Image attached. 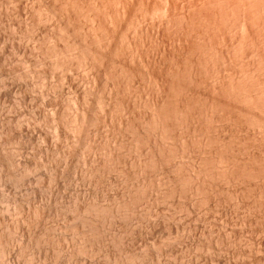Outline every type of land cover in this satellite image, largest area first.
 I'll list each match as a JSON object with an SVG mask.
<instances>
[{"label": "rangeland", "instance_id": "rangeland-1", "mask_svg": "<svg viewBox=\"0 0 264 264\" xmlns=\"http://www.w3.org/2000/svg\"><path fill=\"white\" fill-rule=\"evenodd\" d=\"M72 1H76V3L79 4V6L81 4L82 6H80V7L82 9H80V11L84 10L85 13L81 12V13H83V15H82L81 13L79 14L77 11V12H75L74 16H76L77 18L79 17V15H82V16L78 19H76V17L74 18V16H73L72 19L70 18L71 20L69 22H67V24H70V23L71 24L69 25L68 29L65 28V31H67V33H69L66 35L70 36V34L73 33L72 34L73 36L71 38L68 36V38L70 39L69 40V39H66L67 38L65 35L66 32L64 31L63 26H64V23L67 21V20H65L66 19L65 17H69V14H73V13L71 11H68V12L63 11L60 13V10L57 8V6H59L61 4L60 2H62V0L61 1H59V0H55V1L54 0H6V1L0 0V183H1L0 184V264H246V263L247 264H264V196H263L264 195V193H263L264 192V180H262L261 182L258 180H257L258 182H256V180H254V179H252V181L249 179L243 180V181L239 180V181H236L235 184H234V182H230V185H229L228 183L226 184V182H224L223 180H221L218 177L219 181H220L219 182L217 180V177H215V175H214L212 177L214 178L215 181L213 180V178L207 180V184H208V181L210 184V185L208 184L209 189H207V190L208 191H210L211 189L212 190L210 192H208L205 189V191L203 190L204 194H202L201 191L196 192L198 194L197 195L198 197H195L196 198V199L194 198L195 200L193 199L194 195L193 194L191 195V192H189V191L187 192V190L185 192L183 191L182 193L180 191V188H177L178 193L176 190H174V192L173 191L171 192V190H170V189H173L172 185L174 187L175 186L177 187V185H178V187H180V185H181V184L180 185L178 184L181 182H179V180H178L179 177L176 178V175L181 176V177L183 175H186L187 168L189 171V167L194 162H196L197 160L199 161L200 157L206 158L207 156L210 157L209 155H211L213 157L217 153L216 151L223 149L224 147H225L224 149H229L230 152H233V151L235 152L234 154H236V156L238 157L237 158L239 161L238 163L241 162L240 159L241 160L245 159L244 161L247 160L246 162H250L251 158L253 161L257 160L256 162H258V161L261 162L262 160L264 162V154H262V155L260 154V153L264 152V144L261 142L262 141V135H264V115L262 117L261 116L262 114H260L257 110H254V109L252 110L251 108H250V111H248V112H251V114L250 113L249 114L246 113L244 115H242V113L238 114L237 108H239L240 103H236V101L234 103L233 99L229 98V100H228L227 98H225L226 96L224 97V96L220 95V97H219L218 96L219 94L216 95V92H214V91H213V93H211V91L213 89L212 84L215 83L214 80H216L218 77L219 78H218V80H216V82L219 83V81H220L219 84H223V83H221V81H223L225 86L229 84L230 80L233 81L235 79L234 81H236V80L238 81L241 79V77L243 79V78H246V77L248 78V77L252 76L251 78L247 79L248 82H250L251 79L255 78V77H257L258 79L260 78L261 80H262V77L264 78V74H262V73H264V70H258L257 71L256 68H254L255 67L254 63L256 60L254 57L255 55H253V54L250 55L253 48L255 49L257 47V44L259 41V40H257V39H259L258 37H261V35H262V33H261L262 29L258 28V27L262 28L261 24L260 25L258 24L259 22H261L260 21L261 17L259 18L260 13L259 14L258 13L256 14V12L254 13L253 11H251V9L249 7L251 14H249L247 12L248 13L247 16H248V18L250 17L249 19L251 21L248 23L249 26L247 25L248 28L246 30H243V29L241 30V27L237 26L239 24L236 23V21H235V17L237 15L235 13H237V9H238V12L242 11L243 8L240 11L239 7L242 4L241 3L242 1L245 2L244 0H241V1L238 0V1H240L239 7H238V5H236V6L234 5L235 8L238 7V8H236V10H235L234 6L231 7L230 5L228 8L229 9L232 8V9L229 10L227 8L228 10H226V8H225L227 6L226 4H229L226 2V0H222V1H220V0L215 1L214 0L215 2L213 0H210V1L209 0H127L126 2H125V0H109V1L108 0H72ZM229 1L231 3L232 0H228V2ZM238 1H236V3H238ZM41 3L43 4V6ZM58 3H60V4H58ZM234 3H231V5ZM54 5L56 8L54 7ZM91 5H93V7H95V8H91ZM253 5H254V3H253ZM86 6H87V8H86ZM256 6H257V4H256ZM50 7H53L55 11L58 9L60 16H59L58 12L56 11V15H58V16L54 15L55 17H52L53 16L52 13H55V12L53 10H50V12L48 10H45L46 8L49 9ZM96 7L99 8V12H98V8L96 9ZM121 7L123 8V10L121 9ZM38 9L39 10L42 9V10L39 12ZM50 9H52V8H50ZM85 9L90 10V11L92 10V11L91 12L86 11ZM119 9H120V11H119ZM255 9H257V8H255ZM95 10H97V11H95ZM44 12H47L48 14L47 13L44 14ZM88 12H90V13H88ZM163 12L164 13L166 12V13L164 14ZM257 12H260V10H258ZM34 13H36V14H34ZM40 13L43 17L37 15ZM62 13L63 14L68 13V14H66V16H64ZM86 13L89 16L88 18L84 16V15H86ZM93 13L97 16L98 19H96V17L94 16ZM231 13H233V14H231ZM227 14H229V16ZM44 15H47L50 17L48 18L47 16H44ZM61 15L64 16V17H62V19L65 22L60 23L58 25V23H59L58 20H60ZM38 16L41 19H39ZM71 16L72 15H70V17ZM91 16L94 17L95 19L92 18ZM108 16L110 18H108ZM201 16H203L202 17L203 20H201V18H200ZM44 17H46V18H44ZM58 17H60V18L58 19ZM103 17H105V18L107 17L109 21L106 20L107 18L103 19ZM73 18L76 21H73L74 20ZM89 18H91L92 20ZM114 18L116 19V21H114L115 20ZM220 18H222V19H220ZM32 19L35 20L34 23H33ZM62 19L60 20V22H63ZM110 19H111V21H110ZM89 20H91L92 26L93 25L96 26V23H98L99 26L97 24L98 27L96 26L95 28L94 27L92 28L90 26L91 22ZM113 21L117 22V23L113 24L114 23ZM205 21H206V24H205ZM213 21H215V22H213ZM252 21H253V23H252ZM81 22H83L84 24ZM94 22H95V24H93ZM110 22H112L111 24H113V25H111V28H109ZM212 22L214 24L215 23L216 24L214 25ZM221 22H224V23L221 24ZM85 23L86 24L89 23V32L88 33H87L88 27ZM100 23L102 24V26ZM210 23H212V24H210ZM75 24L77 25V27ZM202 24H204V25H202ZM231 24H232V26H231ZM55 25L57 28H58V26L63 25L62 27H59L60 29L58 28V30H59L58 32L61 33L63 31L62 33H64V35H65L64 37H66L65 40L66 41L69 40L70 42H73L71 40H73L74 37L79 39V37H81V35L83 34L81 32V30L83 32H85V28H86L87 29V31L85 32L86 34L84 33L86 35V38H85V35L83 34L85 39L83 41H81V38H80L81 43L82 42L84 43V41H85V43L89 42L87 40L90 37V36H88V34L89 35L92 34V32L90 33L91 29H93V30L96 29V32L93 31L96 34H98L99 30L100 31H99L98 35L92 34L90 38L100 36L99 39L102 37V40L105 41V39H103V37L107 38V36L105 37L106 33L104 32L103 27L104 26L107 27L109 30H107V28L106 29L104 28L106 32L110 31V33H114L110 36V37H113L110 40H112V39L115 40V41L112 40L114 42L113 44L115 45V47H113L114 45L111 44L112 41H108V42H111L110 44L112 46L110 45V47H108V45H107L106 49L105 48L103 49V51L106 53L107 48H110V49H108L109 51L107 50L108 53H106V54H108L109 61H107V62L105 61L106 63L104 62L101 65L102 68L99 65H97L99 67L95 66L94 67L95 71L93 70L92 67H89L90 65H88L85 61H84L85 63L84 62L80 63L74 59L72 60L70 57H69V59H71V60L70 61L68 60L69 62L65 60V62H67L68 65H67V63H65L66 65H64V62L62 64V66L59 64L56 65L54 63L55 62L54 58L51 57L50 55H49L50 58L48 57L47 53H49V51L47 53L45 52L46 48L52 47L51 44L54 45V43L55 44L57 43V46L59 44V46L65 47L68 41L64 44L65 41H64L62 33H61V35L59 33L58 34L60 36H62L63 40L59 36H58V39H55V38H57V37H55L57 34V33L55 34V32H56L55 30H57ZM253 25H254V27H253ZM100 26H101V28H100ZM112 26H115V27L112 28ZM61 28H63V30ZM72 28H73V30H72ZM76 28L78 29V31ZM79 28H80V31H79ZM70 29L72 30V33H71ZM75 29L77 32H75ZM97 29H98V31H97ZM113 30H115V31L112 32ZM79 32H81L82 34ZM101 32L104 33L103 36H101L103 34ZM260 33H261V35H260ZM53 34H55V35H53ZM205 34H206V36H205ZM83 35H82V37H83ZM48 37H49V39H48ZM116 37H118V39ZM76 38H74V41L76 40ZM120 38H121V42L118 41V40H120ZM59 39H61L62 41L60 40V42H59ZM260 39L262 40V38H260ZM77 41L78 40H76L75 42H77ZM80 41H78V42H80ZM254 42H255L256 46H255ZM238 43H239V45H235ZM250 44H251V46H250ZM259 45L260 46L264 45V42H262V44H260V42H259L258 46ZM199 46H200V48H199ZM111 47H113V48H111ZM193 47H195V48H193ZM262 47L263 46L259 47V49L262 50V58H263L264 57V51H263ZM116 48L118 49V51H116ZM120 48H122V49H120ZM188 48L190 50L193 49V52L190 51ZM239 49H240V51H239ZM76 50L74 52H78V48H76ZM110 50L112 51V54H113V52H115V53L113 55H111ZM119 50L122 51L121 53L125 54L126 56L124 55L125 56L124 57L123 55H121ZM125 50H126V53H125ZM123 51H124V53H123ZM188 51L191 54L188 57H190V59L192 60L191 63L193 65H195V62L198 63L199 60H200V62H202V63H199L200 67L202 68V71H201L202 75L200 74L202 77L199 75V77H201V78H198V80L200 79L199 82L195 83V84L193 82L190 84L192 87V90L190 87L191 91L189 93L190 94L189 96H191V97L193 96L192 100L195 101L196 103H199V104H200V102H204V101L205 102L208 101L207 103H209L212 100L217 102V99H219V101L221 102L220 103L218 101L221 104V105H219V107L223 106L222 107L223 109L222 108H219V110L214 109V111H216V112H214L211 108H207V109H211L210 110L211 113H209L210 111H208L206 108H205L206 110L203 109L202 111L205 113V115H203L204 114L203 113V114H201L202 116L201 115L199 116V118H198L199 120L196 119L197 124L194 122L193 125L192 124L189 125V126L193 127L194 129H192L189 126H188L189 128L186 126H184V127L181 126L184 129L178 127V128H176L177 131L176 130L174 131L173 136H176V134H177V136L180 138L183 135L185 139L181 138L182 140H180L176 136L177 138L173 137V139H172V137H170L171 142L173 140V142L175 144L173 142L171 143L169 139H168L169 141H166L167 145H170V146H171V144L174 145L173 148L178 150V154H179V152L182 153L184 151L183 155L179 154V155H181L180 158H179V155L177 154L178 157L175 160L173 159L175 162V165H177V167H178V164H181L178 167L179 168L178 172L173 170V169H175V167L173 166V164H174L173 160H171V162H172L171 166H170V161H169V164L167 163L168 165H166L167 167L166 166L163 167L161 172L158 171V169L157 170L152 169V170L158 171V172L150 171L151 173H149V171H147V170H149L150 167H148V166H147L148 168H145L146 172L145 171L143 172V171H141L142 168H140V167L143 164H148V163H145L144 161L147 162V160L149 159L148 156H150V155H148V153L150 152V150L148 149V147L150 145L144 146V144H143L142 147H146V149L142 148L141 147L142 143L136 142L138 140L137 139L138 136L132 132L133 131L132 127L134 125V127L137 126L135 128L138 129L139 128L138 125L142 121H145V120H147V118H149L150 112H148V111L150 109L149 107L151 106L150 103L153 102V100L155 99V94H157L156 93V86H154V85L153 86L155 88L154 89L155 91H153V92H155V93L152 94L153 93L152 92V90H153L152 84H155V83L154 82L152 83V79L150 77H146V76H149V74H148V71L150 70L149 68H152V69L156 68V69H158V71L155 69L154 72H157V74L158 73L164 74L165 72H167L165 70H168L166 68L169 66V64L172 66V63L173 64L175 63V66L177 64V65H180L181 68L184 65L186 66L188 63L190 64V60L188 61V59L186 58V56H187L186 54L189 53ZM228 51H230V52H228ZM72 52H73V50H72ZM118 52H119V54H117ZM135 52H136V54H135ZM160 53H161V55H160ZM46 54H47V56H46ZM109 54L112 57L109 56ZM115 54H117V55H115ZM128 54L129 55L131 54V55L129 56ZM168 54H169V56H168ZM170 54H171V56H170ZM177 54L180 56L178 57ZM201 54L204 55L205 59H207V60H205L203 58L204 56H202ZM172 55H173V58H175V61L177 59L176 62H178V63L171 60V59H173ZM116 56H117V58H116ZM122 56H123V58H122ZM129 57H130V59H129ZM169 57H170V59H169ZM181 57L184 59L186 58L188 62L187 61L184 62L186 59L183 61V59H181ZM209 57H210V60H209ZM253 57H254V59H253ZM110 58L111 59L116 58L117 61L120 60L119 62H121V59H123L125 61V63L123 60H122L123 62L119 63L114 59H112L113 60L112 61ZM211 58H213L214 61ZM247 58H248V60H247ZM67 59H68V57H67ZM140 59H142V61L145 64H143ZM146 59H147V63H146ZM155 60H157L156 62H158L159 65L155 62ZM170 60H171V62H170ZM203 60H205L207 64ZM263 60H264V58H263ZM182 61L184 62V65L183 64L181 65ZM51 62H52V64H51ZM108 62L113 63V66L111 67ZM107 63H108V66H110L109 68H108V66L106 67V65H105ZM141 64H143V65L141 66ZM147 64L149 65L148 66L149 68L146 66ZM160 64H161V67H160ZM189 64L187 66H189ZM216 64H217V67H216ZM239 64H241V65H239ZM263 65H264V61H263ZM155 66H157L159 68H157ZM204 66H205V68H204ZM52 67H54V68H52ZM116 67H117V69H116ZM120 67L122 69L126 68V71H127L126 73H127V75H129V77L126 75L127 81L129 79L128 82L125 81L126 79L124 78V75L122 73L118 76L121 77V75H123V77H122L123 82H122V78H120L116 75V74L120 73V70H118V69H121ZM127 68H129V69H127ZM144 68H145V70H144ZM161 69H162V71L165 69L164 72H162ZM130 70H131V72H130ZM251 70L252 71L254 70L253 71L254 73L251 72ZM107 71L109 74L107 73ZM114 71H116L117 73ZM93 72H95L96 75H97V73L99 75L96 76L95 73H93ZM133 72H135V73H133ZM250 73L251 74L253 73L254 76H253V74L250 75ZM106 74H107V76H104ZM131 74L134 76L132 77ZM141 74H142V76H140ZM243 74L245 76H243ZM246 74H248L250 76H248ZM114 75L117 76V78L115 77L116 79L114 78ZM130 75H131V77H130ZM239 75H241V77ZM98 77H100V80ZM105 77H108V78H105ZM143 77H145V78H143ZM118 78H120L121 81ZM148 79H149V81H148ZM94 80L97 82H95ZM106 80L108 83L105 82ZM116 80H117L119 85L117 84ZM110 81H112L114 84H112V82L110 83ZM124 81L126 82V86L124 85L125 87H122L124 90L123 91L120 88H121V85L124 84ZM200 81H202V82L200 83ZM206 81H207V83H206ZM94 82H95V84H93ZM103 83L107 87L102 86V85H104ZM120 83H122V84H120ZM146 83H148V84H146ZM106 84H108V85H106ZM210 84H211V86H210ZM114 85H115V87L116 86L117 87L115 88ZM108 86H110V88ZM119 86H120V88H119ZM128 86L129 87L131 86L130 89ZM94 87H95V89H94ZM98 87L100 88V91H99ZM111 87L112 88L114 87L113 89H116V91L115 90L112 91ZM91 88L94 89V92H93V90H91ZM101 88H103V89H101ZM104 88L109 89L110 91H108V90L106 91ZM101 92H103V93H101ZM109 92H111L110 95H109ZM117 92H118V94H117ZM96 93H98L99 95H96ZM112 94L114 97L112 96ZM124 94H125V96H121ZM151 94L153 97L151 96ZM115 96H116V98H115ZM118 96L120 98H117ZM88 97H90V98H88ZM111 97H113V99L115 98V100H113ZM122 97H124V98L122 99ZM214 97L216 100L213 99ZM217 97H219V98H217ZM109 98H111L113 101L110 100ZM152 98H154V99H152ZM151 99H152V101H151ZM108 100L110 101V103L108 102ZM123 100H125V103L123 102ZM104 101L108 105H106V103ZM114 101H115V103H114ZM119 101L121 103V106L123 105L122 102L124 103V107H125L124 110L125 111L122 109L124 107H121L120 104H119V106L122 110H120L119 106L117 107V104L119 103ZM96 103L99 104V107H98V104H96ZM147 103H148L149 107L147 106ZM78 104H80V105H78ZM82 104L83 105L85 104V105L83 106ZM112 104L113 105L115 104L114 105L115 107H112ZM227 104H228V106H227ZM235 104L236 105L238 104V105L236 106ZM109 105L111 108L108 109ZM225 105L227 108L224 107ZM82 106H83V108H82ZM93 106H95V107H93ZM229 106L231 109L230 108L228 109ZM241 106H243V107H241V109H243V111L249 110V107H247V106L244 107V105H242V104H241ZM85 107H86V110H85ZM91 108H93V109H91ZM100 108H102V112H101ZM79 109L80 110L84 109V111H86V113L88 111L90 113H88L89 114L88 115V121L85 123L84 127L82 128L83 132L80 131L77 133L76 129H74L75 126L73 127V125H74V123L76 124V121H74L75 120L74 118H76L77 117L76 115L78 114V112H80ZM225 109H228V110H225ZM130 110H132V111H130ZM145 110H147V111H145ZM97 111L99 112V114ZM105 111H106V113H105ZM119 111L124 112V113L120 114L121 116L123 114V116H122L123 118H125L124 115H126V122H127L126 123V130L129 127L127 132H125L126 130L120 125L121 123L119 120H121L122 117L119 116ZM224 111H225V113H223ZM103 112H104V114H102ZM206 112H208V114ZM92 113L97 114L98 116L94 115L95 116L94 117V116H92ZM100 113L102 116H100ZM145 113L147 115H143ZM69 114H70V116H69ZM105 114H106V116H105ZM72 115H73V117H72ZM90 115L92 117H90ZM210 115H213L211 117L214 120L210 117ZM237 115H239L240 118ZM255 115H256V117H254ZM103 116H104V118H103ZM242 116H243V118L241 119ZM144 117H145V119H143ZM207 117L209 118L208 119L209 121H207ZM244 117H245V119H244ZM250 117L254 118L253 121L254 120L255 121L252 123L248 122V120L251 119ZM89 118H91V119L89 120ZM98 118L99 119L101 118L103 121L100 119V121H99L100 123H99L97 121V120H99ZM134 118H136V119H134ZM139 118L140 119L142 118L143 120L142 119L140 120ZM205 118H206V120H205ZM261 118H262V120H261ZM71 119H74V120H71ZM114 119L118 120L119 122L115 121ZM210 119H212V120H210ZM236 119H238V120H236ZM243 119H244V121H243ZM93 120H94V122H93ZM128 120H130V121H128ZM58 121H59V123H58ZM61 121H62V123H61ZM71 121H74V122H71ZM206 121H207V123H205ZM260 121H261V124H260ZM108 122H111V123L109 124ZM116 122H117V124H115ZM128 122H131V123L133 122V123L131 125ZM208 122H210V123H208ZM247 122L250 124V126ZM90 123H91V125L89 126ZM97 123H98V126L96 125ZM111 124H112V126H111ZM127 124H129V126H127ZM200 124H203V125L198 126ZM215 124H216V126H215ZM255 125H256V128L258 130L255 128ZM261 125H263V126H261ZM107 126H109V127L111 126V128H108ZM113 126L114 127L116 126L115 132H114V128H112ZM218 126H220V127H218ZM120 127H121V129H119ZM185 127L187 128L186 130H185ZM206 127H207V129H206ZM103 128H104V130H103ZM200 128H201V130H203V132L200 131ZM213 128H215V129H213ZM99 129L103 132H101ZM105 129H106V131H105ZM108 129L110 130L109 132H108ZM117 129L120 131L121 134L123 133L124 137L123 136L121 137V135H120L119 131H117ZM196 129H198V130H196ZM138 130H140V131H138ZM138 130L137 131L135 130V132H137L138 135L140 134L139 132H141V134L143 135L141 128ZM178 130H181V131H178ZM182 130H185V131H182ZM195 130L198 133L194 132ZM205 130H206V132H205ZM130 131L132 132L133 135L130 133ZM87 132H89V134ZM111 132H112V134H111ZM177 132H179V133H177ZM187 132H189V133H187ZM76 133H77V135H76ZM199 133H201V134H199ZM98 134H100V135L102 134L100 138H98L99 137ZM178 134L179 135L182 134V135L179 136ZM184 134H186V135H184ZM189 134H191V136H193L194 138H191V136ZM83 135L84 136L86 135V138ZM97 135H98V137H97ZM110 135H111V137H110ZM134 135H136V139H137L136 141H135ZM194 135H196V136H194ZM112 136H113V138H112ZM117 136L120 138H123V139H121L122 141ZM133 136H134V139H132ZM205 136L208 137L209 139H207ZM115 137H117V138H115ZM186 137H187V140L189 142V145L187 143ZM197 137H199L200 139ZM201 137L202 138L205 137V138L202 139ZM251 137L252 138L255 137L254 140L251 139ZM77 138H79V140ZM229 138H231V139H229ZM117 139L120 143L123 142V144L124 143H126V144H124V146H123V144L120 145V143L117 142ZM194 139H198L202 143L199 142L197 144L198 141L194 140ZM107 140H109V141H107ZM176 140L181 145H182V141H183L184 147L182 145L181 149L185 148V143H186L187 147L189 148L188 149L186 147L188 149V151L186 148L182 151L180 149L181 146L176 144L177 143ZM208 140H210V141L208 142ZM98 141H99V143H97ZM115 141H116V144H115ZM203 141H205V142H203ZM243 141H244V143H243ZM108 142L109 143L112 142V144L109 145ZM127 142H128V144H127ZM169 142H170V144H169ZM192 142H193V144H192ZM210 142L213 144H210ZM100 143L106 147L108 145L109 146V147H107L108 149L104 146H101ZM204 143H206V145L207 144H210V145L207 147L206 145H204ZM226 143H229V144H226ZM117 144H118V146H116ZM136 144L139 145L141 148L138 146H134V147L132 146V145H136ZM199 144H200V146H203V145L204 146L198 147ZM219 144L220 145L223 144V145L219 146ZM225 144L227 146H229L230 144L231 145L226 148ZM257 144H259V145H257ZM98 145H99V147H97ZM113 145H115L116 147ZM216 145H218V146H216ZM212 146H214V147H212ZM110 147H113V149ZM215 147H217L218 149ZM114 148H115V150H114ZM122 148H123V151H122ZM150 148H151V146H150ZM194 148H195V150H193ZM97 149H99V151L101 149L104 150L106 152V154L108 153L107 154L108 156L102 150H101L102 152L101 151L99 152ZM135 149H137V150H135ZM215 149H216V151H215ZM109 150L111 153H109ZM147 150H148V152H147ZM185 150H186V152H185ZM200 150H202L203 154H205L206 156L204 155V157H203L202 154H200V152H201ZM208 150H210V151H208ZM258 150H259V152H258ZM140 151L141 152L143 151L144 153L147 152V154L145 153L146 154L145 155L143 152L141 153ZM229 151H227V153ZM112 152H113V154L115 152V154H114L115 158L113 157ZM230 152H229V154H230ZM237 152L238 153L240 152V154H237ZM246 152L248 154H246ZM138 153H139V155L142 154V157H141V155L139 156ZM241 154H243V155H241ZM117 155L119 158L122 156L124 161H122L121 158L119 159L117 157ZM143 155H144V157L146 156L148 159L146 157L143 159ZM244 155L247 159L244 157ZM103 156H104V158H103ZM195 156H197L198 158ZM239 156H240V159H239ZM258 156L261 157L262 159L261 158L259 159ZM105 157H106V159H105ZM109 157L114 159V160L112 161V159H109ZM138 157H140V158H138ZM243 157H244V159H243ZM248 157H249V159H248ZM116 158L118 161L116 160ZM136 158H138V159H136ZM194 158H196L195 159L196 161L193 160ZM107 159H108V161H107ZM99 160H102V161H100L101 163L99 162ZM103 160L105 162H103ZM119 160H121V161H119ZM135 160H137V161H135ZM138 160L142 164H140L138 162ZM140 160H142V161L144 160V161L142 162ZM179 160H182V161H179ZM109 161H110L111 165H110ZM115 161H116V163H114ZM91 162L93 163V165L96 169L93 167V165H91L92 164ZM117 162H118V164H117ZM104 163H106V164L104 165ZM119 163H120V165H119ZM190 163H191V165H190ZM242 163H243V161H242ZM18 164H19V166H18ZM97 164H99V165H97ZM123 164L125 167L123 166ZM138 164H140V165H138ZM91 166L94 169H92V168L90 169ZM108 166H110L111 168L109 167L107 169L106 167H108ZM122 168H123L124 173L121 172ZM136 168H138V169L140 168L139 172L137 171L138 169H136ZM118 169H120V171ZM124 169H125V171H124ZM99 170L101 171V173H103L102 175L104 177L100 174ZM132 170H134L136 172H134ZM93 171H95V173ZM88 172H90V173H88ZM120 172L123 174H121ZM125 172L127 175L125 174ZM127 172H129V173H127ZM142 172H143V175H145V177L142 175ZM98 173H99V175H98ZM133 173L134 174L136 173L137 176H136V174L134 175ZM147 173H148V175H147ZM214 173H216V171H214ZM90 174H92V175H90ZM117 174H119V175H117ZM139 174H140V177L138 176ZM164 174H165V176H164ZM100 175H101V178H100ZM123 175H125V176H123ZM91 176H92V178H91ZM126 176H127V178H126ZM146 176L148 177L147 180H146V178H147ZM155 176H156V178H155ZM171 176H173V177L171 178ZM95 177H96V179H94ZM97 177H99V178H97ZM129 177H132V178H129ZM133 177H134V179H133ZM173 178H174V180H172ZM175 178H176V183H174ZM135 179H136V183L134 181ZM158 179L160 181H158ZM163 179H165L164 180L165 182L163 181ZM128 180H130V181H128ZM142 180H143V182H142ZM210 180H211V182L213 181V183H210ZM123 181L125 182V184L123 183ZM138 181H139V183H137ZM245 181L247 183H245ZM94 182H97V183H94ZM99 182H101V183L99 184ZM131 182H134L135 184L131 183ZM140 182H141V184H140ZM158 182H159V185L156 184ZM166 182H168V183H166ZM237 182L240 184H237ZM126 183L129 185H127ZM144 183L146 186L144 185ZM132 184H133V186H130ZM168 184H170V185H168ZM207 184H206V188L208 186ZM139 185H142V186H139ZM147 185H150L151 187L153 185L154 188L153 187L151 188L150 186H147ZM216 186H217V189H215ZM219 186H221V187H219ZM132 187H133V190H132ZM139 187H141V188H139ZM155 187L157 190L155 189ZM247 187L250 189H248ZM148 188H150V190ZM163 189H166V190H163ZM167 189L169 191H167ZM214 189L216 190L217 193H215ZM218 189H219V191H218ZM151 190H152V192H153V190L155 192L152 193ZM130 191H131V193H130ZM138 191L139 192L141 191L140 193L145 192V194H142L144 197H142V196H141L142 198L139 197V199H141V200L139 201V199H138L137 200L138 202L136 201L137 204L135 202L132 205L133 207H120L123 205V203H120V202H125V201L127 203H128V201L131 202L130 200L134 199L133 197H135V195L137 194ZM156 191L158 192V194ZM127 192H129V193H127ZM159 192H160V194H159ZM162 192L164 193V195ZM193 193H195V192H193ZM123 194H125V196ZM130 194H131V196H130ZM147 194L150 196L152 195V196L150 197ZM153 194L155 197L156 196L157 197L156 198L153 197ZM206 194H207V196H206ZM146 195H147V197H146ZM158 196L159 197L161 196V197L159 198ZM165 196H167V197H165ZM113 197H118V198H114L115 201L114 200L112 201ZM120 197H122V198L120 199ZM168 197H170V198H168ZM202 197L203 198L205 197L206 199H203ZM151 198H152L153 203L151 201ZM153 198H155L156 200ZM198 198L200 199V201L202 203L199 201ZM207 198H208V200H207ZM142 199H144V200H142ZM122 200H125V201H122ZM196 200H197V202H196ZM158 201H159V203H158ZM110 202H111V204H110ZM118 203L120 204V206H119L120 209L122 208L121 210L117 206V205H119ZM151 204H153V205H151ZM86 205H88V206H86ZM95 205H98V208L95 207ZM113 205H115V206H113ZM102 206H103V208H102ZM106 206L108 209L106 208ZM109 206H112V208L114 207L116 209L118 207V209L120 210V213L118 212L119 211L118 209L115 210L113 208L114 210H112V209H110ZM257 206H259V207H257ZM93 208L96 210V212L98 214L93 210ZM104 208H106L105 209L106 211L104 210ZM123 208H126V209H123ZM127 208H128V210H127ZM102 209H103V211H100ZM29 210H30V212H29ZM110 210H112V211H110ZM122 210H125V211H122ZM104 211L109 212V213H106V215L108 214L110 217L105 216V215H99V214H105ZM84 212H86V213H84ZM111 213H113V214H111ZM95 214H97V215H95ZM101 216H102V218H101ZM82 217L83 218L85 217V218L83 219ZM90 218H91V220H90ZM86 220L87 221L89 220L88 226H86L87 225ZM92 220L94 222H90ZM77 224H79V225H77ZM91 224H94L95 226L91 225ZM77 226L81 232L79 231ZM89 226H91L92 228L91 227L89 228ZM176 226H177V228H176ZM84 227H86V228H84ZM94 228H95V230H94ZM97 228H99V229H97ZM82 229H85V230H82ZM90 229L92 231L91 233H90ZM96 229H97V231H96ZM75 230H77V231H75ZM76 232H78V233H76ZM74 233L76 235H74ZM82 233L85 235H83ZM87 233H89V234H87ZM90 234H92V236ZM173 235H174V237H173ZM79 236L80 237L83 236V237L80 238ZM86 237L88 240L87 242H86ZM90 239H92V240H90ZM83 243H85V244H83ZM89 244H90V247H89Z\"/></svg>", "mask_w": 264, "mask_h": 264}, {"label": "bare ground", "instance_id": "bare-ground-1", "mask_svg": "<svg viewBox=\"0 0 264 264\" xmlns=\"http://www.w3.org/2000/svg\"><path fill=\"white\" fill-rule=\"evenodd\" d=\"M6 1V0H5ZM55 1V0H54ZM59 1H61V0H59ZM109 1V0H108ZM127 0H125V2H126ZM210 1V0H209ZM214 1V0H213ZM216 1V0H215ZM214 1V2H215ZM220 1H222V0H220ZM236 1H238V0H236ZM236 1L235 0H232L231 1V3H234V4H232L231 5V3H230V1L228 2V0H226V2L227 3H229V4H226L227 6L225 7L226 8V10H228L229 8V5L231 6V7H233L234 5L236 6V5H238V7H239V4H240V1H238V3H236ZM245 2H241L242 4L240 5V11H241V9H242V11L241 12H238V9H237V13H235V14H237L236 15V17H235V21H236V23H238L239 25H237V26H240L241 27V30L243 29V30H246L248 27H247V25H248V23L251 21L249 18H248V13L249 14H251L250 12L251 11H253L254 13L256 12V14L258 13H260V16H259V18L261 17V22H259L258 24L260 25L261 24V26H262V28H260V27H258L259 29H262L261 31V33H262V35H261V33H260V35H261V37H258L259 39H257V40H259L258 41V44H259V42H260V44H262V42H264V0H244ZM253 1V2H252ZM9 2V1H8ZM90 2V1H89ZM219 2V1H218ZM61 3V4H60ZM60 3H58V4H60L59 6H57V8L60 10V13L61 12H68V11H71L73 14H69V17H65L64 19L65 20H67L66 22L65 21H63V19H62V17H64V16H66V14H68V13H65V14H63L64 16H62L61 15V18L60 17H58V19L60 18V20L62 19V21L63 22H60V20H58L59 21V23H58V25L60 24V23H64V26L63 25H61V26H58V28L59 27H64V31H65V28H67L68 29V27H69V25L71 24H67V22H69L71 19H72V17L75 15V12H77L78 11V13L80 14L81 12H84L85 13V11L84 10H82V11H80V9H82L80 6H82L81 4H80V6H79V4H77L76 3V1H72V0H62V2H60ZM79 3V2H78ZM118 3V2H117ZM217 3V2H216ZM224 3V2H223ZM253 3H254V5H253ZM257 4V6H256V4ZM42 4V3H41ZM57 4V5H58ZM221 4V3H220ZM225 4V3H224ZM23 5V4H22ZM95 5V4H94ZM106 5V4H105ZM121 5V4H120ZM39 6V5H38ZM42 6H43V4H42ZM51 6V5H50ZM100 6V5H99ZM130 6V5H129ZM203 6V5H202ZM217 6V5H216ZM221 6V5H220ZM223 6V5H222ZM235 6H234V8H235ZM256 6V7H255ZM259 6V7H258ZM45 7V6H44ZM54 7H55V5H54ZM126 7V6H125ZM196 7V6H195ZM200 7V6H199ZM238 7H236V8H238ZM249 7H250V9H251V11H250V9H249ZM257 8L258 10H260V12H257L258 10L257 9H255V8ZM39 8V7H38ZM43 8V7H42ZM50 8H52V9H50ZM49 9L48 8H46L45 10H48L49 12H50V10H53L55 13H52L53 14V16L52 17H55V16H58V15H56V11L58 12V14H59V16H60V13H59V10L57 9L56 11L54 10V8L53 7H50ZM56 8V7H55ZM86 8H87V6H86ZM91 8H95V7H93V5H91ZM98 7H96V9H97ZM128 8V7H127ZM172 8V7H171ZM215 8V7H214ZM217 8V7H216ZM228 8V9H227ZM236 8H235V10H236ZM253 8V9H252ZM103 9V8H102ZM101 9V10H102ZM121 9L123 10V8L121 7ZM125 9V8H124ZM131 9V8H130ZM148 9V8H147ZM232 9V8H231ZM231 9H229V10H231ZM249 9V10H248ZM256 11H255V10ZM39 10V9H38ZM42 9H40L39 10V12L41 11ZM86 10V9H85ZM94 10V9H93ZM104 10V9H103ZM209 10V9H208ZM36 11V10H35ZM34 11V12H35ZM52 11V12H53ZM80 11V12H79ZM86 11H90V10H86ZM92 11V10H91ZM90 11V12H91ZM95 11H97V10H95ZM119 11H120V9H119ZM147 11V10H146ZM190 11V10H189ZM201 11V10H200ZM206 11V10H205ZM222 11V10H221ZM220 11V12H221ZM225 11V10H224ZM90 12H88V13H90ZM98 12H99V8H98ZM101 12V11H100ZM103 12V11H102ZM116 12V11H115ZM136 12V11H135ZM207 12V11H206ZM248 12V13H247ZM45 13H47V12H44V14ZM77 13V14H78ZM120 13V12H119ZM123 13V12H122ZM164 13V12H163ZM166 13V12H165ZM164 13V14H165ZM187 13V12H186ZM34 14H36V13H34ZM48 14V13H47ZM76 14V15H77ZM78 14V15H79ZM82 15H83V13H81ZM94 14V13H93ZM102 14V13H101ZM106 14V13H105ZM115 14V13H114ZM156 14V13H155ZM169 14V13H168ZM209 14V13H208ZM217 14V13H216ZM215 14V15H216ZM219 14V13H218ZM222 14V13H221ZM230 14V13H229ZM229 14H227L228 16H229ZM231 14H233V13H231ZM262 14V15H261ZM37 15H39V16H42L41 15V13L40 14H37ZM36 15V16H37ZM51 15V14H50ZM55 15V16H54ZM70 15H72L71 17H70ZM82 15H79V17L78 18H80ZM86 15H87V13H86ZM86 15H84L85 17H89L88 15L86 16ZM91 15V14H90ZM98 15V14H97ZM110 15V14H109ZM126 15V14H125ZM153 15V14H152ZM195 15V14H194ZM203 15V14H202ZM207 15V14H206ZM255 15V14H254ZM10 16V15H9ZM38 16V17H39ZM44 16H47V15H44ZM94 16L96 17V19H98L97 18V16L94 14ZM114 16V15H113ZM214 16V15H213ZM220 16V15H219ZM250 16V15H249ZM253 16V15H252ZM258 16V15H257ZM43 17V16H42ZM48 18L50 17V16H47ZM76 16H74V18H75ZM92 17V16H91ZM112 17V16H111ZM185 17V16H184ZM202 17L203 16H201L200 18H201V20H203L202 19ZM209 17V16H208ZM215 17V16H214ZM44 18H46V17H44ZM71 18V19H70ZM73 18V19H74ZM77 17H76V19H78ZM92 18H94V17H92ZM105 17H103V19H104ZM107 18V17H106ZM105 18V19H106ZM108 18H110L109 16H108ZM108 18L106 19V20H108ZM125 18V17H124ZM193 18V17H192ZM197 18V17H196ZM224 18V17H223ZM37 19V18H36ZM39 19H41L40 17H39ZM43 19V18H42ZM89 19H91V18H89ZM95 19V18H94ZM112 19V18H111ZM111 19H110V21H111ZM115 19V18H114ZM220 19H222V18H220ZM92 20V19H91ZM91 20H89L90 22H91ZM182 20V19H181ZM192 20V19H191ZM230 20V19H229ZM29 21V20H28ZM32 21H33V23H34V21L35 20H33L32 19ZM37 21V20H36ZM49 21V20H48ZM73 21H76L75 19L73 20ZM87 21V20H86ZM88 21V22H89ZM94 21V20H93ZM96 21V20H95ZM109 21V20H108ZM114 21H116V19L114 20ZM113 21V22H114ZM180 21V20H179ZM187 21V20H186ZM185 21V22H186ZM207 21V20H206ZM206 21H205V24H206ZM210 21V20H209ZM212 21V20H211ZM222 21V20H221ZM226 21V20H225ZM224 21V22H225ZM233 21V20H232ZM259 21V20H258ZM85 22V21H84ZM89 22V23H90ZM102 22V21H101ZM104 22V21H103ZM162 22V21H161ZM168 22V21H167ZM184 22V21H183ZM182 22V23H183ZM194 22V21H193ZM204 22V21H203ZM208 22V21H207ZM213 22H215V21H213ZM212 22V23H213ZM224 22H221V24L222 23H224ZM79 23V22H78ZM81 23H83V22H81ZM89 23L88 24H86L87 25V29H88V31H87V29L85 28V32L87 31V33L89 32ZM112 22H110L109 24H110V27L109 28H111V25H113V24H115V23H117V22H114L113 24H111ZM209 23V22H208ZM212 23H210V24H212ZM252 23H253V21H252ZM80 24V23H79ZM84 24V23H83ZM92 24V22L90 23V26L93 28H95L96 26H97V24L98 23H96V26L95 25H91ZM93 24H95V22L93 23ZM101 24V23H100ZM180 24V23H179ZM194 24V23H193ZM214 24V23H213ZM216 24V23H215ZM214 24V25H215ZM233 24V23H232ZM232 24H231V26H232ZM251 24V23H250ZM34 25V24H33ZM32 25V26H33ZM57 25V24H56ZM56 25H55V27H56ZM76 25V24H75ZM81 25V24H80ZM79 25V26H80ZM170 25V24H169ZM202 25H204V24H202ZM218 25V24H217ZM98 26H99V24H98ZM97 26V27H98ZM101 26H102V24H101ZM101 26H100V28H101ZM104 26V25H103ZM116 26V25H115ZM115 26H112V28L113 27H115ZM179 26V25H178ZM185 26V25H184ZM188 26V25H187ZM226 26V25H225ZM249 26V25H248ZM76 27H77V25H76ZM205 27V26H204ZM211 27V26H210ZM234 27V26H233ZM253 27H254V25H253ZM57 28V27H56ZM58 28H57V30H55L56 32H55V34H56V36L55 37H57V38H55L54 36V38L55 39H58V36L59 37H61V39H62V36H60L61 35V33L63 32H61V33H59L58 31ZM82 28V27H81ZM107 28V27H103V30H104V32L106 33V35H105V37L107 36V38H104L103 37V39H105V41H103L102 40V37L99 39V37L97 36V37H92V38H90L91 37V35L92 34H96L95 32H96V29H91L90 30V33L92 32V34H88V36H90L89 37V39L87 40V41H89L88 43L86 42L85 43V41H84V43L82 44L81 43V41H83L85 38H86V33L85 32H83L82 30H81V32L85 35V38H84V35L81 33V32H79V33H81L82 35H83V37H82V35H81V37H79V39H77L76 37H74V38H76V40H78V41H80V38H81V41L80 42H75L74 41V38H73V40H71V41H73V42H70L69 40V38H68V36L69 35H66V34H69V33H67V31H65L66 33H65V35H66V37H64L65 35H64V33H62L63 34V38H64V44L67 42V44H66V46L64 47H61V46H59V44H58V46H57V43L55 44L54 42V45L53 44H51V46L52 47H47L46 48V53L49 51V53H47L48 54V57H49V55L51 56V57H53L54 58V60H55V64L57 65V64H59V65H61L62 66V64H63V62H64V65H66L65 63H67V62H65V60L66 61H70L71 59L73 60H76L77 62H86L88 65H90L89 67H92L93 68V70H94V67L95 66H97V65H99L100 67H101V65L106 61H109V57H108V54H106V53H108L107 52V50L108 49H110V48H107V50H106V53L103 51V49L105 48L106 49V47H107V45H108V47H110V45L112 44V45H114L113 43V41H115L114 39H112V40H110L111 38H113V37H110L112 34H114V33H110V31L108 32H106L105 31V29ZM137 28V27H136ZM189 28V27H188ZM219 28V27H218ZM35 29V28H34ZM60 29V28H59ZM62 30H63V28H61ZM77 29V28H76ZM76 29H75V32H77L78 31V29H77V31H76ZM120 29V28H119ZM155 29V28H154ZM180 29V28H179ZM178 29V30H179ZM185 29V28H184ZM195 29V28H194ZM217 29V28H216ZM221 29V28H220ZM229 29V28H228ZM7 30V29H6ZM71 30V29H70ZM72 30H73V28H72ZM72 30H71V33H72ZM107 30H109L108 28H107ZM112 30V29H111ZM116 30V29H115ZM115 30H113L112 32H114ZM231 30V29H230ZM237 30V29H236ZM239 30V29H238ZM79 31H80V28H79ZM93 31H95V32H93ZM97 31H98V29H97ZM100 31V30H99ZM99 31H98V34H99ZM102 31V30H101ZM170 31V30H169ZM211 31V30H210ZM235 31V30H234ZM51 32V31H50ZM74 32V33H75ZM214 32V31H213ZM47 33V32H46ZM60 35H59V34ZM101 33H103V32H101ZM100 33V34H101ZM170 33V32H169ZM180 33V32H179ZM246 33V32H245ZM55 34H53V35H55ZM73 34V33H72ZM72 34H70V38L73 36ZM98 34H96V35H98ZM183 34V33H182ZM193 34V33H192ZM201 34V33H200ZM77 35V34H76ZM104 35V33L101 35V36H103ZM132 35V34H131ZM185 35V34H184ZM258 35V34H257ZM75 36V35H74ZM121 36V35H120ZM197 36V35H196ZM205 36H206V34H205ZM240 36V35H239ZM248 36V35H247ZM78 37V36H77ZM195 37V36H194ZM198 37V36H197ZM65 38L66 39H69V40H65ZM83 38V39H82ZM117 39H118V37H116ZM147 38V37H146ZM152 38V37H151ZM249 38V37H248ZM260 38H262V40L260 39ZM48 39H49V37H48ZM61 39H59V42H60V40ZM91 39V40H90ZM124 39V38H123ZM143 39V38H142ZM141 39V40H142ZM180 39V38H179ZM191 39V38H190ZM193 39V38H192ZM204 39V38H203ZM54 40V39H53ZM63 40V39H62ZM61 40V41H62ZM218 40V39H217ZM226 40V39H225ZM13 41V40H12ZM29 41V40H28ZM33 41V40H32ZM108 41H112V43L111 42H108ZM118 41H120L121 42V38H120V40H118ZM187 41V40H186ZM231 41V40H230ZM15 42V41H14ZM50 42V41H49ZM58 42V41H57ZM202 42V41H201ZM218 42V41H217ZM239 42V41H238ZM253 42V41H252ZM36 43V42H35ZM34 43V44H35ZM79 43V44H78ZM108 43V44H107ZM111 43V44H110ZM183 43V42H182ZM185 43V42H184ZM192 43V42H191ZM213 43V42H212ZM245 43V42H244ZM63 44V43H62ZM61 44V45H62ZM120 44V43H119ZM174 44V43H173ZM178 44V43H177ZM201 44V43H200ZM243 44V43H242ZM254 44H255V42H254ZM258 44H257V47L254 49L253 48V50H252V52H251V54L250 55H255L254 57H255V67L254 68H256V70L258 71V70H264V65H263V58H262V50L261 49H259V47H261V46H263L262 48H263V51H264V45H259L258 46ZM111 45V46H112ZM161 45V44H160ZM203 45V44H202ZM235 45H239V43L238 44H235ZM244 45V44H243ZM42 46V45H41ZM50 46V45H49ZM120 46V45H119ZM124 46V45H123ZM127 46V45H126ZM125 46V47H126ZM139 46V45H138ZM214 46V45H213ZM223 46V45H222ZM245 46V45H244ZM243 46V47H244ZM250 46H251V44H250ZM255 46H256V44H255ZM43 47V46H42ZM113 47H115V45L113 46ZM113 47H111V48H113ZM121 47V46H120ZM124 47V48H125ZM128 47V46H127ZM174 47V46H173ZM178 47V46H177ZM249 47V46H248ZM76 48H78V52H74L75 50H76ZM118 48V47H117ZM116 48V51H118V49ZM138 48V47H137ZM143 48V47H142ZM179 48V47H178ZM193 48H195V47H193ZM199 48H200V46H199ZM209 48V47H208ZM241 48V47H240ZM49 49V50H48ZM120 49H122V48H120ZM159 49V48H158ZM176 49V48H175ZM187 49V48H186ZM189 49V48H188ZM202 49V48H201ZM218 49V48H217ZM251 49V48H250ZM72 50H73V52H72ZM115 50V49H114ZM124 50V49H123ZM136 50V49H135ZM183 50V49H182ZM181 50V51H182ZM185 50V49H184ZM190 50V49H189ZM6 51V50H5ZM77 51V50H76ZM109 51V50H108ZM120 51V50H119ZM133 51V50H132ZM139 51V50H138ZM190 51H192L193 52V49H191ZM203 51V50H202ZM210 51V50H209ZM222 51V50H221ZM237 51V50H236ZM239 51H240V49H239ZM249 51V50H248ZM42 52V51H41ZM122 51H120V53H121ZM177 52V51H176ZM185 52V51H184ZM189 52V51H188ZM187 52V53H188ZM191 52V53H192ZM200 52V51H199ZM204 52V51H203ZM206 52V51H205ZM208 52V51H207ZM212 52V51H211ZM228 52H230V51H228ZM235 52V51H234ZM16 53V52H15ZM115 52H113V54H114ZM123 53H124V51H123ZM125 53H126V50H125ZM128 53V52H127ZM131 53V52H130ZM139 53V52H138ZM157 53V52H156ZM163 53V52H162ZM180 53V52H179ZM178 53V54H179ZM202 53V52H201ZM213 53V52H212ZM47 54H46V56H47ZM110 54L111 55H113L112 54V51L110 50ZM109 54V56H111ZM117 54H119V52L117 53ZM117 54H115V55H117ZM135 54H136V52H135ZM177 54V55H178ZM181 54V53H180ZM193 54V53H192ZM203 54V53H202ZM201 54V55H202ZM208 54V53H207ZM211 54V53H210ZM44 55V54H43ZM121 55H125V54H122L121 53ZM129 55V54H128ZM131 55V54H130ZM129 55V56H130ZM160 55H161V53H160ZM187 56H186V58L188 59V61L190 60V64H189V66H185L184 65V62H186L187 61V59L185 60L184 58H182L181 57V59H183V61H182V63H181V65L183 64L184 66L181 68L180 67V65H177L176 64V66H175V63L173 64L172 63V66L169 64V66L166 68V69H168V70H165V71H167V72H165L164 74H157V72H154V70L156 69H152V68H149L148 66V64L146 65L149 69V71H148V74H149V76H146V77H150L151 79H152V83L154 82L155 84H152V86L154 85V86H156V93L157 94H155V99L154 98H152V99H154L153 100V102L152 103H150L151 104V106L149 107L148 106V103H147V106L150 108H148L149 109V111L148 112H150L149 114V118H147V120H145V121H140L141 123L138 125V129H140L141 128V131H142V133H143V135L141 134V132H139L140 134L138 135V133L137 132H135V130L137 131L138 129H136L135 127H137V126H135L134 127V125H133V127H132V129H133V133H135L138 137H137V139H136V135H134L135 136V141L137 142V143H142L141 144V147H142V145L144 144V146H146V145H150L151 146V148H150V146L148 147V149L150 150V154L148 153V155H150V156H148L149 157V159L147 160V162L146 161H144L145 163H148V164H143L140 168H142L141 169V171H145L146 169L145 168H148V167H150V169L149 170H147V171H149V173H151L150 171H154V170H157L158 169V171H162V169H163V167H165L166 165H168L169 164V161H170V166H171V164H172V162H171V160H175L177 157H178V155L179 154H181V155H183V150L187 147V144L185 143V148L184 149H181L182 148V145H183V141H182V145L181 144H179L178 143V139L176 140V144H178L179 146H181L180 147V149L183 151H181L182 153H180L179 152V154H178V150H176V149H174L173 148V146L174 145H172L171 144V146L170 145H167V142L166 141H169L170 140V142H171V138L170 137H172V139H173V137H176L177 136V134H176V136H173L174 135V131L176 130V128H182V127H184V126H186V127H188L189 125H193V123L195 122L196 124H197V122H196V119H198L199 118V116L201 115V114H203L204 112L202 111L203 109H207V108H211L213 111H214V109L215 110H219V108H222L223 106H220L219 107V105H221L220 103V101H219V99H217V102L216 101H214V100H212V101H210L209 99V103H207V102H200V104L199 103H196L195 101H193L192 100V97L191 96H189L190 94V91L192 90V87H191V83H193L194 82V84L195 83H198L199 82V80H198V78H201L202 76V68L200 67V64L199 63H202V62H200V60H199V62L198 63H196L195 61V65H193L192 63H191V59H190V57H188V56H190L191 54H190V52L188 53V54H186ZM206 55V54H205ZM229 55V54H228ZM236 55V54H235ZM45 56V57H46ZM119 56V55H118ZM123 56H122V58H123ZM126 56V55H125ZM124 56V57H125ZM136 56V55H135ZM143 56V55H142ZM165 56V55H164ZM168 56H169V54H168ZM170 56H171V54H170ZM180 55H178V57H179ZM183 56V55H182ZM202 56H204V55H202ZM201 56V57H202ZM237 56V55H236ZM67 57H68V59H67ZM69 57L71 58V59H69ZM112 57V56H111ZM199 57V56H198ZM213 57V56H212ZM217 57V56H216ZM220 57V56H219ZM224 57V56H223ZM222 57V58H223ZM254 57H253V59H254ZM50 58V57H49ZM116 58H117V56H116ZM116 58H112V59H114V60H116ZM136 58V57H135ZM155 58V57H154ZM164 58V57H163ZM162 58V59H163ZM172 58H173V55H172ZM177 58V57H176ZM193 58V57H192ZM204 59H205V56L203 57ZM111 59V58H110ZM111 59V60H112ZM129 59H130V57H129ZM167 59V58H166ZM169 59H170V57H169ZM168 59V60H169ZM199 59V58H198ZM212 60H213V58H211ZM41 60V59H40ZM53 60V59H52ZM123 59H121V62H123L122 61ZM141 61H142V59H140ZM164 60V59H163ZM172 61H174V62H176L177 61V59H176V61H175V58H173V59H171ZM171 60H170V62H171ZM196 60V59H195ZM205 60H207V59H205ZM205 60H203V61H205ZM209 60H210V57H209ZM226 60V59H225ZM247 60H248V58H247ZM68 61V62H69ZM113 61V60H112ZM117 61V60H116ZM115 61V62H116ZM120 61V60H119ZM119 61H117V62H119ZM157 60H155V62H156ZM162 61V60H161ZM187 61V62H188ZM202 61V60H201ZM214 61V60H213ZM228 61V60H227ZM75 62V61H74ZM84 62V63H85ZM105 62V63H106ZM116 62V63H117ZM121 62H119V63H121ZM154 62V63H155ZM109 63V62H108ZM108 63L107 64H105L106 65V67L108 66ZM111 63V62H110ZM109 63V65L112 67L113 66V63H111L110 64ZM124 63H125V61H124ZM142 63L143 64H145L143 61H142ZM146 63H147V59H146ZM149 63V62H148ZM151 63V62H150ZM157 64H158V62H156ZM161 63V62H160ZM163 63V62H162ZM176 63H178V62H176ZM205 63H206V61H205ZM51 64H52V62H51ZM54 64V65H55ZM71 64V63H70ZM75 64V63H74ZM115 64V63H114ZM143 64H141V66L143 65ZM207 64V63H206ZM223 64V63H222ZM247 64V63H246ZM67 65H68V63H67ZM123 65V64H122ZM151 65V64H150ZM159 65V64H158ZM163 65V64H162ZM168 65V64H167ZM204 65V64H203ZM209 65V64H208ZM239 65H241V64H239ZM248 65V64H247ZM252 65V64H251ZM60 66V67H61ZM99 66H97V67H99ZM110 66H108V68L110 67ZM116 66V65H115ZM124 66V65H123ZM122 66V67H123ZM137 66V65H136ZM174 66V67H173ZM179 66V67H178ZM206 66V65H205ZM205 66H204V68H205ZM211 66V65H210ZM220 66V65H219ZM237 66V65H236ZM254 66V65H253ZM51 67V66H50ZM56 67V66H55ZM58 67V66H57ZM67 67V66H66ZM96 67V68H97ZM145 67V66H144ZM155 67H157V66H155ZM160 67H161V64H160ZM165 67V66H164ZM177 67V68H176ZM216 67H217V64H216ZM242 67V66H241ZM52 68H54V67H52ZM95 68V69H96ZM102 68V67H101ZM115 68V67H114ZM121 68V67H120ZM137 68V67H136ZM157 68H159V67H157ZM225 68V67H224ZM36 69V68H35ZM39 69V68H38ZM89 69V68H88ZM105 69V68H104ZM107 69V68H106ZM111 69V68H110ZM116 69H117V67H116ZM127 69H129V68H127ZM143 69V68H142ZM207 69V68H206ZM241 69V68H240ZM26 70V69H25ZM92 70V69H91ZM98 70V69H97ZM112 70V69H111ZM110 70V71H111ZM118 70H120V73L119 74H116L117 76L118 75H120L121 73L124 75V78L126 79L125 81H127V78H126V75H127V71H126V68H121V69H118ZM144 70H145V68H144ZM147 70V69H146ZM157 71H158V69H156ZM164 70L162 71V69H161V71L162 72H164ZM95 71V70H94ZM109 71V72H110ZM254 71V70H253ZM252 70H251V72H253ZM256 71V72H257ZM73 72V71H72ZM86 72V71H85ZM97 72V71H96ZM104 72V71H103ZM114 72H116V71H114ZM130 72H131V70H130ZM136 72V71H135ZM135 72H133V73H135ZM217 72V71H216ZM215 72V73H216ZM225 72V71H224ZM260 72V71H259ZM258 72V73H259ZM58 73V72H57ZM93 73H95V72H93ZM107 73H108V71H107ZM113 73V72H112ZM111 73V74H112ZM117 73V72H116ZM138 73V72H137ZM140 73V72H139ZM145 73V72H144ZM147 73V72H146ZM156 73V74H155ZM214 73V74H215ZM254 73V72H253ZM252 73V74H253ZM257 73V74H258ZM261 73V72H260ZM259 73V74H260ZM43 74V73H42ZM109 74V73H108ZM201 74V75H200ZM245 74V73H244ZM243 74V76H245ZM251 73H250V75H252ZM262 74H264V73H262ZM62 75V74H61ZM93 75V74H92ZM95 75H96V73H95ZM97 75H99L98 73H97ZM96 75V76H97ZM123 75H121V77L120 76H118V77H120V78H122L123 77ZM132 75V74H131ZM131 75H130V77H131ZM147 75V74H146ZM199 75L201 76V77H199ZM204 75V74H203ZM206 75V74H205ZM221 75V74H220ZM219 75V76H220ZM246 75H248V74H246ZM250 75H248V76H250ZM256 75V74H255ZM104 76H107V74L106 75H104ZM109 76V75H108ZM112 76V75H111ZM117 76H115L114 75V78L116 77L117 78ZM128 77H129V75H127ZM134 75H132V77H133ZM138 76V75H137ZM140 76H142V74L140 75ZM217 76V75H216ZM235 76V75H234ZM240 77H241V75H239ZM253 76H254V74H253ZM257 76V75H256ZM92 77V76H91ZM214 77V76H213ZM252 77V76H251ZM251 77H248V78H251ZM259 77V76H258ZM53 78V77H52ZM96 78V77H95ZM94 78V79H95ZM99 78V80H100V77H98ZM97 78V79H98ZM105 78H108V77H105ZM113 78V77H112ZM115 78V79H116ZM120 78H118V79H120ZM141 78V77H140ZM143 78H145V77H143ZM209 78V77H208ZM219 78V77H218ZM218 78L216 79V80H218ZM247 77L246 78H243L242 79V77H241V79L240 80H236V81H232V80H230V82H229V84L228 85H226L225 86V84H224V82L223 81H221V83H223V84H219L220 83V81H219V83L218 82H216V80H214L215 81V83L214 84H212V87H213V89H212V91H211V93H213V91L214 92H216V95L217 94H219L218 96L220 97V95H222V96H226L225 98H227L228 100H229V98H231V99H233V101H234V103H235V101H236V103H240V106H239V108H237L238 109V114H241L242 113V115H244V114H251V112H248V111H250V108L253 110H257L260 114H262L261 116L263 117V115H264V78L262 77V80L259 78H257V77H255V78H252L251 79V81L250 82H248V79ZM93 79V78H92ZM110 79V78H109ZM150 79V80H151ZM228 79V78H227ZM233 79V78H232ZM239 79V78H238ZM96 80V79H95ZM94 80V81H95ZM114 80V79H113ZM138 80V79H137ZM223 80V79H222ZM93 81V80H92ZM120 81H121V79H120ZM124 81V84H122V83H120V84H122L121 85V88H120V86H119V88L120 89H122L123 90V88L122 87H125L126 86V82ZM128 81H129V79H128ZM127 81V82H128ZM148 81H149V79H148ZM44 82V81H43ZM47 82V81H46ZM58 82V81H57ZM95 82H97V81H95ZM95 82L93 83V84H95ZM106 83H108L107 82V80L105 81ZM112 81H110V83H111ZM116 82H117V80H116ZM122 82H123V78H122ZM133 82V81H132ZM202 81H200V83H201ZM53 83V82H52ZM206 83H207V81H206ZM212 83V82H211ZM99 84V83H98ZM104 84V83H103ZM112 84H114L113 82H112ZM117 84H118V82H117ZM146 84H148V83H146ZM45 85V84H44ZM106 85H108V84H106ZM116 85V84H115ZM115 85H114V87H115ZM119 85V84H118ZM125 85V86H124ZM214 85V86H213ZM31 86V85H30ZM96 86V85H95ZM99 86V85H98ZM102 86H105V84L104 85H102ZM154 86H153V90H152V92L153 91H155L154 89ZM193 86V85H192ZM195 86V85H194ZM210 86H211V84H210ZM105 87H107V86H105ZM109 88H110V86H108ZM113 87V88H114ZM117 87V86H116ZM115 87V88H116ZM129 87V86H128ZM131 87V86H130ZM130 87H129V89H130ZM190 87H191V90H190ZM203 87V86H202ZM206 87V86H205ZM99 88V87H98ZM112 87H111V89H112V91H116V89H113ZM197 88V87H196ZM94 89H95V87H94ZM94 89H92L91 88V90H93V92H94ZM97 89V88H96ZM101 89H103V88H101ZM105 89V88H104ZM118 89V88H117ZM150 89V88H149ZM148 89V90H149ZM200 89V88H199ZM86 90V89H85ZM90 90V91H91ZM106 91L108 90V91H110L109 89H105ZM132 90V89H131ZM204 90V89H203ZM63 91V90H62ZM99 91H100V88H99ZM104 91V90H103ZM105 91V92H106ZM111 91V92H112ZM118 91V90H117ZM124 91V90H123ZM122 91V92H123ZM128 91V90H127ZM199 91V90H198ZM111 92H109V95H110V93ZM218 92V93H217ZM92 93V92H91ZM101 93H103V92H101ZM155 92H153L152 94H154ZM192 93V92H191ZM194 93V92H193ZM196 93V92H195ZM210 93V94H211ZM108 94V93H107ZM106 94V95H107ZM117 94H118V92H117ZM120 94V93H119ZM123 94V93H122ZM148 94V93H147ZM150 94V93H149ZM152 94H151V96H152ZM96 95H99L98 93H96ZM102 95V94H101ZM100 95V96H101ZM104 95V94H103ZM108 95V96H109ZM16 96V95H15ZM77 96V95H76ZM112 96H113V94H112ZM121 96H125V94L124 95H121ZM150 96V95H149ZM196 96V95H195ZM203 96V95H202ZM208 96V95H207ZM42 97V96H41ZM106 97V96H105ZM114 97V96H113ZM113 97H111L112 99H113ZM153 97V96H152ZM212 97V96H211ZM219 97H217V98H219ZM88 98H90V97H88ZM99 98V97H98ZM111 98H109L110 100H112ZM115 98H116V96H115ZM115 98L113 99V100H115ZM117 98H120L119 96L117 97ZM124 97H122V99H123ZM148 98V97H147ZM69 99V98H68ZM67 99V100H68ZM76 99V98H75ZM84 99V98H83ZM149 99V98H148ZM152 99H151V101H152ZM213 99H215V97L213 98ZM61 100V99H60ZM100 100V99H99ZM112 100V101H113ZM195 100V99H194ZM203 100V99H202ZM216 100V99H215ZM78 101V100H77ZM82 101V100H81ZM101 101V100H100ZM107 101V100H106ZM111 101V102H112ZM117 101V100H116ZM121 101V100H120ZM120 101H119V103L117 104V107L119 106V104H120V106H121V103H120ZM129 101V100H128ZM150 101V100H149ZM220 103H219V102ZM222 101V100H221ZM224 101V100H223ZM226 101V100H225ZM53 102V101H52ZM83 102V101H82ZM96 102V101H95ZM105 102V101H104ZM108 102L110 103V101L108 100ZM123 102L125 103V100H123ZM122 102V106L121 107H124V103ZM227 102V101H226ZM81 103V102H80ZM87 103V102H86ZM106 103V102H105ZM114 103H115V101H114ZM145 103V102H144ZM207 103V104H206ZM71 104V103H70ZM93 104V103H92ZM96 104H98V103H96ZM127 104V103H126ZM226 104V103H225ZM241 104L242 105H244V107H249V110H244L243 111V109H241V107H243V106H241ZM78 105H80V104H78ZM77 105V106H78ZM83 105V104H82ZM85 105V104H84ZM83 105V106H84ZM102 105V104H101ZM106 105H108L107 103H106ZM105 105V106H106ZM115 105V104H114ZM113 104H112V107H115ZM146 105V104H145ZM236 105V104H235ZM238 105V104H237ZM236 105V106H237ZM83 106H82V108H83ZM120 106H119V108H120ZM126 106V105H125ZM133 106V105H132ZM227 106H228V104H227ZM93 107H95V106H93ZM98 107H99V104H98ZM145 107V106H144ZM224 107H226V105L224 106ZM81 108V109H82ZM109 108H111L110 107V105H109V107H108V109ZM147 108V107H146ZM227 108V107H226ZM230 108V106L228 107V109ZM234 108V107H233ZM76 109V108H75ZM90 109V108H89ZM88 109V110H89ZM91 109H93V108H91ZM99 109V108H98ZM101 109V112H102V108H100ZM105 109V108H104ZM107 109V108H106ZM123 110L125 109V107L124 108H122ZM121 108H120V110H122ZM141 109V108H140ZM147 109V110H148ZM205 109V110H206ZM211 109H207L208 111H210ZM223 109V108H222ZM228 109H225V110H228ZM231 109V108H230ZM246 109V108H245ZM58 110V109H57ZM56 110V111H57ZM63 110V109H62ZM80 110V109H79ZM85 110H86V107H85ZM96 110V109H95ZM113 110V109H112ZM147 110H145V111H147ZM204 110V111H205ZM125 111V110H124ZM130 111H132V110H130ZM231 111V110H230ZM247 111V112H246ZM256 111V112H257ZM98 112V111H97ZM111 112V111H110ZM144 112V111H143ZM142 112V113H143ZM214 112H216V111H214ZM227 112V111H226ZM257 112V113H258ZM88 113H90L89 111L86 113V111H84V109L83 110H80V112H78V114L76 115L77 117L76 118H74V119H71V120H74V121H76V124L74 123V125H73V127L75 126V128L74 129H76V132L78 133V132H83L82 131V128L84 127V125H85V123L88 121ZM105 113H106V111H105ZM121 113H124V112H122V111H119V116L120 117H122L123 116V114H122V116L120 115ZM129 113V112H128ZM207 114H208V112H206ZM209 113H211V111L209 112ZM223 113H225V111L223 112ZM231 113V112H230ZM258 113V114H259ZM98 114H99V112H98ZM102 114H104V112L102 113ZM126 114V113H125ZM216 114V113H215ZM221 114V113H220ZM253 114V113H252ZM94 115H97V114H93L92 113V116H94ZM108 115V114H107ZM143 115H147L146 113L145 114H143ZM203 115H205V113L203 114ZM236 115V114H235ZM58 116V115H57ZM69 116H70V114H69ZM91 115H90V117H92ZM98 116V115H97ZM100 116H102L101 115V113H100ZM105 116H106V114H105ZM118 116V117H119ZM125 116V118H123L122 117V119L121 120H119L120 121V125L126 130V115H124ZM202 116V115H201ZM209 116V115H208ZM211 116H213V115H210V117ZM218 116V115H217ZM216 116V117H217ZM222 116V115H221ZM230 116V115H229ZM237 116H239V115H237ZM253 116V115H252ZM251 116V117H252ZM72 117H73V115H72ZM71 117V118H72ZM95 117V116H94ZM119 117V118H120ZM129 117V116H128ZM220 117V116H219ZM250 117V118H251ZM254 117H256V115L254 116ZM260 117V116H259ZM69 118V117H68ZM102 118V117H101ZM100 118V119H101ZM103 118H104V116H103ZM102 118V119H103ZM117 118V117H116ZM203 118V117H202ZM212 118V117H211ZM224 118V117H223ZM239 118H240V116H239ZM243 118V116L241 117V119ZM249 118V117H248ZM247 118V119H248ZM91 118H89V120H90ZM99 119V118H98ZM100 119L99 120H97L98 122L100 121ZM101 119V120H102ZM134 119H136V118H134ZM133 119V120H134ZM138 119V118H137ZM143 119H145V117L143 118ZM142 119V120H143ZM209 118L207 117V121H209L208 120ZM213 119V118H212ZM212 119H210V120H212ZM216 119V118H215ZM244 119H245V117H244ZM244 119H243V121H244ZM246 119V120H247ZM253 119L254 118H251L250 120H248V122H254L253 121ZM256 119V118H255ZM259 119V118H258ZM95 120V119H94ZM94 120H93V122H94ZM115 120V119H114ZM199 120V119H198ZM197 120V121H198ZM203 120V119H202ZM205 120H206V118H205ZM214 120V119H213ZM221 120V119H220ZM226 120V119H225ZM236 120H238V119H236ZM235 120V121H236ZM257 120V119H256ZM260 120V119H259ZM261 120H262V118H261ZM70 121V120H69ZM74 121H71V122H74ZM92 121V120H91ZM90 121V122H91ZM103 121V120H102ZM101 121V122H102ZM115 121H118V120H115ZM118 121V122H119ZM128 121H130V120H128ZM137 121V120H136ZM207 121L205 122V123H207ZM92 122V123H93ZM96 122V121H95ZM200 122V121H199ZM198 122V123H199ZM247 122V123H248ZM56 123V122H55ZM58 123H59V121H58ZM61 123H62V121H61ZM100 123V122H99ZM103 123V122H102ZM101 123V124H102ZM109 124L111 123V122H108ZM129 124H131L132 125V123L131 122H128ZM138 123V122H137ZM136 123V124H137ZM202 123V122H201ZM208 123H210V122H208ZM214 123V122H213ZM230 123V122H229ZM64 124V123H63ZM115 124H117V122L115 123ZM129 124H127V126H129ZM135 124V125H136ZM212 124V123H211ZM218 124V123H217ZM245 124V123H244ZM249 124V123H248ZM260 124H261V121H260ZM88 125V124H87ZM91 125V123L89 124V126ZM97 126H98V123L96 124ZM100 125V124H99ZM119 125V126H120ZM201 125H203V124H200V125H198V126H201ZM234 125V124H233ZM93 126V125H92ZM101 126V125H100ZM111 126H112V124H111ZM111 126L109 127V126H107L108 128H111ZM117 126V125H116ZM115 126V127H116ZM118 126V127H119ZM182 126V127H181ZM195 126V125H194ZM197 126V125H196ZM197 126V127H198ZM215 126H216V124H215ZM231 126V125H230ZM239 126V125H238ZM249 126H250V124H249ZM261 126H263V125H261ZM87 127V126H86ZM85 127V128H86ZM102 127V126H101ZM105 127V126H104ZM115 127L113 126L112 128H114V132H115ZM117 127V128H118ZM131 127V126H130ZM185 127V130L187 129ZM189 127H191V126H189ZM188 127V128H189ZM196 127V128H197ZM204 127V126H203ZM208 127V126H207ZM207 127H206V129H207ZM211 127V126H210ZM218 127H220V126H218ZM254 127V126H253ZM106 128V127H105ZM129 128V127H128ZM128 128H127V130H128ZM192 129H194L193 127H191ZM241 128V127H240ZM255 128H256V125H255ZM262 128V127H261ZM2 129V128H1ZM88 129V128H87ZM97 129V128H96ZM119 129H121V127L119 128ZM123 129V130H124ZM131 129V130H132ZM135 129V130H134ZM182 129H184V128H182ZM191 129V130H192ZM205 129V128H204ZM212 129V128H211ZM213 129H215V128H213ZM222 129V128H221ZM236 129V128H235ZM238 129V128H237ZM257 129V128H256ZM15 130V129H14ZM48 130V129H47ZM55 130V129H54ZM78 130V131H77ZM98 130V129H97ZM100 130V129H99ZM103 130H104V128H103ZM112 130V129H111ZM122 130V131H123ZM127 130L125 131V132H127ZM185 130H182V131H185ZM196 130H198V129H196ZM196 130L194 131V132H196ZM218 130V129H217ZM247 130V129H246ZM258 130V129H257ZM263 130V129H262ZM75 131V130H74ZM101 131V130H100ZM105 131H106V129H105ZM110 130L108 129V132H109ZM117 131H119L118 129H117ZM121 131V132H122ZM138 131H140V130H138ZM177 131V130H176ZM178 131H181V130H178ZM188 131V130H187ZM200 131H202L203 132V130H201V128H200ZM210 131V130H209ZM222 131V130H221ZM85 132V131H84ZM90 132V131H89ZM89 132H87L88 134H89ZM101 132H103V131H101ZM113 132V131H112ZM112 132H111V134H112ZM132 132L130 131V133L132 134ZM205 132H206V130H205ZM245 132V131H244ZM258 132V131H257ZM77 133H76V135H77ZM100 133V132H99ZM119 133H120V131H119ZM177 133H179V132H177ZM181 133V132H180ZM184 133V132H183ZM187 133H189V132H187ZM196 133H198V132H196ZM195 133V134H196ZM215 133V132H214ZM240 133V132H239ZM254 133V132H253ZM105 134V133H104ZM117 134V133H116ZM199 134H201V133H199ZM206 134V133H205ZM209 134V133H208ZM211 134V133H210ZM228 134V133H227ZM232 134V133H231ZM263 134V133H262ZM46 135V134H45ZM58 135V134H57ZM87 135V134H86ZM86 135L84 136L85 138H86ZM98 135H99V137H98ZM97 135V137L98 138H100L101 137V135L100 134H98ZM118 135V134H117ZM120 135H121V137L123 136L124 137V135H123V133L121 134L120 133ZM133 135V134H132ZM179 135V134H178ZM182 134H180L179 136H181ZM184 135H186V134H184ZM190 136H191V134H189ZM207 135V134H206ZM250 135V134H249ZM82 136V135H81ZM134 136H133V138L132 139H134ZM194 136H196V135H194ZM222 136V135H221ZM22 137V136H21ZM80 137V136H79ZM103 137V136H102ZM110 137H111V135H110ZM118 137V136H117ZM117 137H115V138H117ZM178 137V136H177ZM176 137V138H177ZM188 137V136H187ZM187 137H186V140H187ZM206 137V136H205ZM204 137V138H205ZM248 137V136H247ZM259 137V136H258ZM108 138V137H107ZM112 138H113V136H112ZM114 138V139H115ZM118 138H120V137H118ZM130 138V137H129ZM179 138V137H178ZM184 138V136L182 135V137H180L179 139L180 140H182V139ZM190 138V137H189ZM191 138H194L193 136H191ZM197 138H199V137H197ZM202 138V137H201ZM204 138H202V139H204ZM207 139H209L208 137H206ZM214 138V137H213ZM219 138V137H218ZM232 138V137H231ZM231 138H229V139H231ZM255 138V137H254ZM254 138H252L251 137V139H253L254 140ZM78 140H79V138H77ZM82 139V138H81ZM121 139H123V138H120V140ZM125 139V138H124ZM131 139V138H130ZM131 139V140H132ZM169 139V140H168ZM175 139V138H174ZM185 139V138H184ZM200 139V138H199ZM236 139V138H235ZM53 140V139H52ZM77 140V141H78ZM85 140V139H84ZM83 140V141H84ZM93 140V139H92ZM101 140V139H100ZM99 140V141H100ZM112 140V139H111ZM126 140V139H125ZM179 140V141H180ZM192 140V139H191ZM190 140V141H191ZM194 140H197L198 142H197V144L199 143V142H201V141H199L198 139H194ZM212 140V139H211ZM228 140V139H227ZM258 140V139H257ZM261 140V139H260ZM259 140V141H260ZM54 141V140H53ZM99 141L97 142V143H99ZM107 141H109V140H107ZM114 141V140H113ZM122 141V140H121ZM134 141V140H133ZM134 141V142H135ZM193 141V140H192ZM206 141V140H205ZM205 141H203V142H205ZM210 140H208V142H209ZM230 141V140H229ZM240 141V140H239ZM238 141V142H239ZM248 141V140H247ZM5 142V141H4ZM74 142V141H73ZM79 142V141H78ZM85 142V141H84ZM93 142V141H92ZM104 142V141H103ZM117 142L118 143H120L119 141H118V139H117ZM125 142V141H124ZM133 142V143H134ZM170 142H169V144H170ZM172 142H173V140H172ZM171 142V143H172ZM194 142V141H193ZM193 142H192V144H193ZM196 142V141H195ZM212 142V141H211ZM210 142V144H213V143H211ZM241 142V141H240ZM239 142V143H240ZM263 144H264V135H262V141H261ZM95 143V142H94ZM109 143V142H108ZM114 143V142H113ZM131 143V142H130ZM174 143V142H173ZM187 143H188V145H189V142H188V140H187ZM202 143V142H201ZM200 143V144H201ZM223 143V142H222ZM230 143V142H229ZM229 143H226V144H229ZM243 143H244V141H243ZM246 143V142H245ZM256 143V142H255ZM86 144V143H85ZM101 144V143H100ZM110 144H112V142L111 143H109V145ZM115 144H116V141H115ZM121 144H123V142L122 143H120V145ZM124 144H126V143H124ZM124 144H123V146H124ZM127 144H128V142H127ZM175 144V143H174ZM200 144L198 145V147L200 146ZM210 144H207L206 145V143H204V145H206L207 147L210 145ZM224 144V143H223ZM222 144V145H223ZM225 144V145H226ZM248 144V143H247ZM251 144V143H250ZM249 144V145H250ZM254 144V143H253ZM261 144V143H260ZM82 145V144H81ZM191 145V144H190ZM196 145V144H195ZM203 145V146H204ZM222 145H220L219 144V146H222ZM224 145V146H225ZM231 145V144H230ZM229 145V146H230ZM252 145V144H251ZM257 145H259V144H257ZM83 146V145H82ZM89 146V145H88ZM101 146H104V145H102L101 144ZM100 146V147H101ZM113 146H115V145H113ZM116 146H118V144L116 145ZM115 146V147H116ZM126 146V145H125ZM133 147L134 146H138V147H140L139 145H132ZM203 146H200V147H203ZM216 146H218V145H216ZM229 146H227L226 145V148L227 147H229ZM235 146V145H234ZM242 146V145H241ZM96 147V146H95ZM97 147H99V145L97 146ZM104 147H106V146H104ZM107 147H109L108 145H107ZM106 147V148H107ZM140 147V148H141ZM183 147H184V145H183ZM190 147V146H189ZM197 147V146H196ZM195 147V148H196ZM212 147H214V146H212ZM263 147V146H262ZM56 148V147H55ZM90 148V147H89ZM110 148H112L113 149V147H110ZM120 148V147H119ZM124 148V147H123ZM123 148H122V151H123ZM142 148H144V149H146V147H142ZM177 148V147H176ZM188 148V147H187ZM186 148V149H187ZM195 148L193 149V150H195ZM215 148H217V147H215ZM223 148V147H222ZM225 148V147H224ZM220 149V150H218V151H216V149H215V151L217 152H215L216 154L212 157L211 155H209L210 157H204V155L205 154H203V152H202V150H200L201 152H200V154H202V156L204 157V158H201L200 157V160L198 161H196L195 159L196 158H194L193 160H195L196 162H192L193 164L191 165V163H190V167H189V171H188V168H187V172H186V175H183L182 177L181 176H178V175H176V178H178L179 177V182H181V183H178L179 185H180V187H178V185H177V187L175 186H173L172 185V187H173V189H170L171 190V192L173 191L174 192V190H178L177 188H180V191H181V193L184 191H186L187 190V192L189 191V192H191V195L193 194L194 195V197H193V199L195 198V197H198L197 195V193L196 192H198V191H201L202 192V194H204L203 193V190L205 191V189L207 190V189H209L208 187H209V181H208V184H207V180L208 179H211V178H213L212 176H214L215 175V177H217V180L219 181V178L221 179V180H223L224 182H226V184L228 183L229 185H230V182H234V184H235V182L236 181H239V180H241V181H243V180H247V179H249V180H251L252 181V179H254V180H256V182H258V181H262V180H264V162H263V160L261 161V162H256L257 160H255V161H253L252 160V158H251V160H250V162H246V161H244L245 159H244V157H245V155H244V157H243V159L244 160H241L240 159V156H239V159H240V163H238L239 161H238V157L236 156V154H234L235 152L233 151V152H230L229 151V149ZM237 148V147H236ZM241 148V147H240ZM254 148V147H253ZM73 149V148H72ZM104 149V148H103ZM108 149V148H107ZM111 149V150H112ZM126 149V148H125ZM124 149V150H125ZM131 149V148H130ZM143 149V150H144ZM178 149V148H177ZM189 149V148H188ZM188 149H187V151H188ZM203 149V148H202ZM209 149V148H208ZM218 149V148H217ZM242 149V148H241ZM248 149V148H247ZM263 149V148H262ZM261 149V150H262ZM98 151H99V149H97ZM102 150V149H101ZM100 150V151H101ZM114 150H115V148H114ZM128 150V149H127ZM135 150H137V149H135ZM141 150V149H140ZM206 150V149H205ZM237 150V149H236ZM257 150V149H256ZM61 151V150H60ZM99 151V152H100ZM103 152H105L104 150H102ZM101 151V152H102ZM113 151V150H112ZM132 151V150H131ZM146 151V150H145ZM180 151V150H179ZM208 151H210V150H208ZM207 151V152H208ZM227 151H229L230 152V154H229V152L227 153ZM238 151V150H237ZM248 151V150H247ZM59 152V151H58ZM117 152V151H116ZM119 152V151H118ZM136 152V151H135ZM141 152V151H140ZM143 152V151H142ZM141 152V153H142ZM147 152H148V150H147ZM147 152H145L146 154H147ZM185 152H186V150H185ZM198 152V151H197ZM206 152V151H205ZM241 152V151H240ZM240 152L238 153L237 152V154H240ZM249 152V151H248ZM258 152H259V150H258ZM66 153V152H65ZM109 153H111L110 152V150H109ZM124 153V152H123ZM122 153V154H123ZM144 153V152H143ZM144 153V154H145ZM243 153V152H242ZM251 153V152H250ZM102 154V153H101ZM105 154H106V152H105ZM108 154V153H107ZM106 154V155H107ZM114 154H115V152H114ZM114 154H113V152H112V155H113V157H114ZM121 154V153H120ZM145 154V155H146ZM178 154V155H177ZM186 154V153H185ZM193 154V153H192ZM196 154V153H195ZM244 154V153H243ZM243 154H241V155H243ZM246 154H248L247 152H246ZM253 154V153H252ZM261 155L262 154H264V152L263 153H260ZM69 155V154H68ZM105 155V156H106ZM138 155H139V153H138ZM141 155V157H142V154H140ZM139 155V156H140ZM181 155H179V158H180V156ZM197 155V154H196ZM258 155V154H257ZM108 156V155H107ZM120 156V155H119ZM124 156V155H123ZM206 156V155H205ZM253 156V155H252ZM260 156V155H259ZM258 156V157H259ZM94 157V156H93ZM117 157H118V155H117ZM144 157V155H143V159L145 158ZM194 157V156H193ZM192 157V158H193ZM195 157H197V156H195ZM257 157V156H256ZM100 158V157H99ZM103 158H104V156H103ZM108 158V157H107ZM115 158V157H114ZM119 158V157H118ZM121 159H122V161H124V159L122 158V156L120 157ZM119 158V159H120ZM138 158H140V157H138ZM138 158H136V159H138ZM182 158V157H181ZM187 158V157H186ZM198 158V157H197ZM246 158V157H245ZM254 158V157H253ZM261 157H259V159H260ZM101 159V158H100ZM105 159H106V157H105ZM109 159H112V158H110L109 157ZM247 159V158H246ZM248 159H249V157H248ZM257 159V158H256ZM258 159V160H259ZM262 159V158H261ZM54 160V159H53ZM67 160V159H66ZM95 160V159H94ZM93 160V161H94ZM98 160V159H97ZM114 159H112V161H113ZM116 160H117V158H116ZM174 160H173V162H174ZM184 160V159H183ZM192 160V159H191ZM100 161H102V160H99V162ZM107 161H108V159H107ZM118 161V160H117ZM119 161H121V160H119ZM135 161H137V160H135ZM140 161H142V160H140ZM142 161V162H143ZM179 161H182V160H179ZM178 161V162H179ZM185 161V160H184ZM242 161H243V163H242ZM249 161V160H248ZM78 162V161H77ZM95 162V161H94ZM103 162H105L104 160H103ZM138 162H139V160H138ZM66 163V162H65ZM92 163V162H91ZM101 163V162H100ZM109 163H110V161H109ZM113 163V162H112ZM114 163H116V161L114 162ZM140 164H142L141 162H139ZM168 163V164H167ZM187 163V162H186ZM57 164V163H56ZM106 163H104V165H105ZM117 164H118V162H117ZM127 164V163H126ZM130 164V163H129ZM140 164H138V165H140ZM165 164V165H164ZM91 165H93V163L91 164ZM97 165H99V164H97ZM108 165V164H107ZM110 165H111V163H110ZM119 165H120V163H119ZM118 165V166H119ZM133 165V164H132ZM136 165V164H135ZM164 165V166H163ZM179 165H181V164H178V167H179ZM187 165V164H186ZM18 166H19V164H18ZM67 166V165H66ZM123 166H124V164H123ZM134 166V165H133ZM137 166V165H136ZM148 166V167H147ZM173 166L175 167V169H173V170H175L176 172H178V170H179V168L177 167V165H175V162H174V164H173ZM189 166V165H188ZM86 167V166H85ZM93 167H94V165H93ZM101 167V166H100ZM110 166H108V167H106L107 169L109 168ZM122 167V166H121ZM125 167V166H124ZM167 167V166H166ZM183 167V166H182ZM185 167V166H184ZM12 168V167H11ZM27 168V167H26ZM59 168V167H58ZM92 168V166L90 167V169ZM95 168V167H94ZM94 168H92V169H94ZM105 168V169H106ZM111 168V167H110ZM134 168V167H133ZM139 168V169H140ZM173 168V167H172ZM171 168V169H172ZM178 168V169H177ZM89 169V168H88ZM96 169V168H95ZM102 169V168H101ZM135 169V168H134ZM136 169H138V168H136ZM139 169L137 170L138 172H139ZM152 169H154V170H152ZM170 169V170H171ZM214 169V170H213ZM119 171H120V169H118ZM117 170V171H118ZM130 170V169H129ZM25 171V170H24ZM100 171V170H99ZM109 171V170H108ZM107 171V172H108ZM118 171V172H119ZM124 171H125V169H124ZM127 171V170H126ZM132 171H134V170H132ZM140 171V172H141ZM158 171H154V172H158ZM167 171V170H166ZM214 171H216V173H214ZM14 172V171H13ZM56 172V171H55ZM91 172V171H90ZM90 172H88V173H90ZM94 173H95V171H93ZM97 172V171H96ZM121 172H123V168H122V171ZM120 172V173H121ZM134 172H136V171H134ZM137 172V173H138ZM143 172H142V175H143ZM146 172V171H145ZM174 172V171H173ZM183 172V171H182ZM106 173V172H105ZM119 173V174H120ZM124 173V172H123ZM123 173H121V174H123ZM127 173H129V172H127ZM185 173V172H184ZM100 174L102 175L103 173H101V171H100ZM109 174V173H108ZM119 174H117V175H119ZM125 174H126V172H125ZM132 174V173H131ZM134 174V173H133ZM136 174V173H135ZM134 174V175H135ZM155 174V173H154ZM153 174V175H154ZM159 174V173H158ZM167 174V173H166ZM172 174V173H171ZM176 174V173H175ZM16 175V174H15ZM22 175V174H21ZM90 175H92V174H90ZM98 175H99V173H98ZM97 175V176H98ZM101 175H100V178H101ZM127 175V174H126ZM130 175V174H129ZM147 175H148V173H147ZM152 175V176H153ZM163 175V174H162ZM168 175V174H167ZM170 175V174H169ZM174 175V174H173ZM81 176V175H80ZM95 176V175H94ZM103 176V175H102ZM123 176H125V175H123ZM131 176V175H130ZM133 176V175H132ZM136 176H137V174H136ZM139 177H140V174L138 175ZM144 177H145V175H143ZM142 176V177H143ZM164 176H165V174H164ZM175 176V175H174ZM18 177V176H17ZM104 177V176H103ZM119 177V176H118ZM121 177V176H120ZM147 177V176H146ZM162 177V176H161ZM168 177V176H167ZM173 176H171V178H172ZM219 177V178H218ZM91 178H92V176H91ZM97 178H99V177H97ZM107 178V177H106ZM122 178V177H121ZM124 178V177H123ZM126 178H127V176H126ZM125 178V179H126ZM129 178H132V177H129ZM128 178V179H129ZM136 178V177H135ZM151 178V177H150ZM155 178H156V176H155ZM158 178V177H157ZM170 178V177H169ZM170 178V179H171ZM176 178H175V182L174 183H176ZM51 179V178H50ZM94 179H96V177L94 178ZM124 179V180H125ZM133 179H134V177H133ZM143 179V178H142ZM145 179V178H144ZM148 179V177L146 178V180ZM152 179V178H151ZM166 179V178H165ZM165 179H163V181L165 180ZM169 179V180H170ZM181 179V180H180ZM100 180V179H99ZM123 180V179H122ZM167 180V179H166ZM172 180H174V178L172 179ZM213 180H214V178H213ZM258 180V181H257ZM121 181V180H120ZM128 181H130V180H128ZM135 181V183H136V179L134 180ZM141 181V180H140ZM152 181V180H151ZM150 181V182H151ZM156 181V180H155ZM158 181H160L159 179H158ZM215 181V180H214ZM2 182V181H1ZM31 182V181H30ZM104 182V181H103ZM142 182H143V180H142ZM153 182V181H152ZM165 182V181H164ZM220 182V181H219ZM218 182V183H219ZM19 183V182H18ZM94 183H97V182H94ZM101 182H99V184H100ZM123 183L125 184V182L123 181ZM131 183H134V182H131ZM134 183V184H135ZM137 183H139V181L137 182ZM148 183V182H147ZM161 183V182H160ZM163 183V182H162ZM166 183H168V182H166ZM173 183V184H174ZM210 183H213V181L211 182V180H210ZM217 183V184H218ZM223 183V182H222ZM243 183V182H242ZM245 183H247L246 181H245ZM1 184V183H0ZM127 184V183H126ZM140 184H141V182H140ZM149 184V183H148ZM155 184V183H154ZM157 185H159V182L158 183H156ZM155 184V185H156ZM206 184L208 185L207 186V188H206ZM233 184V183H232ZM237 184H240V183H238L237 182ZM260 184V183H259ZM38 185V184H37ZM127 185H129V184H127ZM144 185H145V183H144ZM143 185V186H144ZM162 185V184H161ZM168 185H170V184H168ZM222 185V184H221ZM130 186H133V184L132 185H130ZM139 186H142V185H139ZM146 186V185H145ZM147 186H150V185H147ZM163 186V185H162ZM167 186V185H166ZM226 186V185H225ZM237 186V185H236ZM257 186V185H256ZM96 187V186H95ZM151 187V186H150ZM152 187H153V185H152ZM151 187V188H152ZM161 187V186H160ZM211 187V186H210ZM214 187V186H213ZM219 187H221V186H219ZM218 187V188H219ZM223 187V186H222ZM239 187V186H238ZM131 188V187H130ZM139 188H141V187H139ZM154 188V187H153ZM167 188V187H166ZM171 188V187H170ZM248 188V187H247ZM254 188V187H253ZM257 188V187H256ZM149 190H150V188H148ZM155 189H156V187H155ZM211 189V188H210ZM215 189H217V186H216V188ZM214 189V190H215ZM248 189H250V188H248ZM252 189V188H251ZM132 190H133V187H132ZM157 190V189H156ZM163 190H166V189H163ZM212 190V189H211ZM210 190V191H211ZM145 191V190H144ZM143 191V192H144ZM167 191H169L168 189H167ZM208 191V190H207ZM210 191H208V192H210ZM218 191H219V189H218ZM239 191V190H238ZM141 192V191H140ZM139 191L137 192V194L135 195V197H133L134 199L133 200H130L131 202H129L127 199V201H128V203L125 201V200H122V201H125V202H120V203H123V205L122 206H120V204L119 205H117L118 207L120 206V207H133L132 205L139 199V197H144L142 194H145V192L144 193H140ZM148 192V191H147ZM151 192H152V190H151ZM153 192H155L154 190H153ZM152 192V193H153ZM157 192V191H156ZM164 192V191H163ZM162 192V193H163ZM193 192H195V193H193ZM260 192V191H259ZM262 192V191H261ZM127 193H129V192H127ZM130 193H131V191H130ZM177 193H178V191H177ZM200 193V192H199ZM212 193V192H211ZM214 193V192H213ZM215 193H217L216 192V190H215ZM257 193V192H256ZM264 193V192H263ZM149 194V193H148ZM147 194V195H148ZM151 194V193H150ZM157 194H158V192H157ZM159 194H160V192H159ZM196 194V195H195ZM208 194V193H207ZM207 194H206V196H207ZM210 194V193H209ZM124 196H125V194H123ZM147 195H146V197H147ZM163 195H164V193H163ZM168 195V194H167ZM190 195V196H191ZM213 195V194H212ZM211 195V196H212ZM215 195V194H214ZM260 195V194H259ZM130 196H131V194H130ZM148 196H150V195H148ZM152 196V195H151ZM150 196V197H151ZM201 196V195H200ZM205 196V197H206ZM264 196V195H263ZM123 197V196H122ZM122 197H120V199L122 198ZM141 197V198H142ZM153 197H155L154 196V194H153ZM157 197V196H156ZM155 197V198H156ZM159 197V196H158ZM161 197V196H160ZM159 197V198H160ZM165 197H167V196H165ZM203 198V199H206V198ZM259 197V196H258ZM262 197V196H261ZM114 198H118V197H113V199H112V201L114 200ZM124 198V197H123ZM130 198V197H129ZM155 198H153V199H155ZM168 198H170V197H168ZM190 198V197H189ZM200 198V197H199ZM198 198V199H199ZM201 198V199H202ZM209 198V197H208ZM208 198H207V200H208ZM212 198V197H211ZM260 198V197H259ZM62 199V198H61ZM186 199V198H185ZM191 199V198H190ZM196 199V198H195ZM194 199V200H195ZM197 199V200H198ZM210 199V198H209ZM215 199V198H214ZM229 199V198H228ZM117 200V199H116ZM141 199H139V201H140ZM142 200H144V199H142ZM156 200V199H155ZM154 200V201H155ZM162 200V199H161ZM166 200V199H165ZM164 200V201H165ZM197 200H196V202H197ZM259 200V199H258ZM257 200V201H258ZM115 201V200H114ZM151 201H152V198H151ZM199 201H200V199H199ZM244 201V200H243ZM255 201V200H254ZM138 202V201H137ZM137 202H136V204H137ZM201 202V201H200ZM85 203V202H84ZM115 203V202H114ZM113 203V204H114ZM117 203V202H116ZM141 203V202H140ZM139 203V204H140ZM152 203H153V201H152ZM157 203V202H156ZM158 203H159V201H158ZM202 203V202H201ZM208 203V202H207ZM100 204V203H99ZM108 204V203H107ZM110 204H111V202H110ZM200 204V203H199ZM72 205V204H71ZM90 205V204H89ZM93 205V204H92ZM101 205V204H100ZM103 205V204H102ZM116 205V204H115ZM115 205H113V206H115ZM151 205H153V204H151ZM259 205V204H258ZM86 206H88V205H86ZM94 206V205H93ZM135 206V205H134ZM170 206V205H169ZM222 206V205H221ZM31 207V206H30ZM95 207H97L98 208V205H95ZM94 207V208H95ZM110 207V209H112V210H117L118 209V207H117V209L116 208H112V206H109ZM120 207H119V209H120ZM257 207H259V206H257ZM77 208V207H76ZM93 208V210L96 212V210ZM102 208H103V206H102ZM106 208H107V206H106ZM106 208H104V210L106 209ZM135 208V207H134ZM175 208V207H174ZM184 208V207H183ZM30 209V208H29ZM87 209V208H86ZM108 209V208H107ZM118 209V210H119ZM122 209V208H121ZM120 209V210H121ZM123 209H126V208H123ZM131 209V208H130ZM129 209V210H130ZM23 210V209H22ZM91 210V209H90ZM112 210H110V211H112ZM120 210L118 211L119 213H120ZM127 210H128V208H127ZM205 210V209H204ZM99 211V210H98ZM100 211H103V209L102 210H100ZM99 211V212H100ZM106 211V210H105ZM104 211V212H105ZM122 211H125V210H122ZM29 212H30V210H29ZM83 212V211H82ZM94 212V213H95ZM116 212V211H115ZM178 212V211H177ZM34 213V212H33ZM84 213H86V212H84ZM97 213V212H96ZM103 213V212H102ZM106 213H109V212H105V214H99V215H105V216H109L108 214L106 215ZM166 213V212H165ZM208 213V212H207ZM44 214V213H43ZM98 214V213H97ZM97 214H95V215H97ZM111 214H113V213H111ZM110 214V215H111ZM118 214V213H117ZM121 215V214H120ZM116 216V215H115ZM93 217V216H92ZM104 217V216H103ZM110 217V216H109ZM74 218V217H73ZM83 218V217H82ZM85 218V217H84ZM83 218V219H84ZM101 218H102V216H101ZM82 219V220H83ZM87 219V218H86ZM89 219V218H88ZM132 219V218H131ZM165 219V218H164ZM90 220H91V218H90ZM94 220V219H93ZM90 221V222H94V221ZM104 220V219H103ZM102 220V221H103ZM27 221V220H26ZM81 221V220H80ZM79 221V222H80ZM87 221V220H86ZM235 221V220H234ZM44 222V221H43ZM88 222H89V220L87 221V225L86 226H88ZM96 222V221H95ZM86 223V222H85ZM99 223V222H98ZM209 223V222H208ZM81 224V223H80ZM77 225H79V224H77ZM90 225V224H89ZM91 225H94V224H91ZM149 225V224H148ZM75 226V225H74ZM73 226V227H74ZM95 226V225H94ZM91 226H89V228H90ZM28 228V227H27ZM77 228H78V226H77ZM82 228V227H81ZM84 228H86V227H84ZM88 228V227H87ZM88 228V229H89ZM92 228V227H91ZM176 228H177V226H176ZM32 229V228H31ZM71 229V228H70ZM79 229V228H78ZM77 229V230H78ZM87 229V230H88ZM97 229H99V228H97ZM97 229H96V231H97ZM186 229V228H185ZM77 230H75V231H77ZM82 230H85V229H82ZM86 230V231H87ZM93 230V229H92ZM94 230H95V228H94ZM93 230V231H94ZM23 231V230H22ZM74 231V230H73ZM79 231H80V229H79ZM85 231V232H86ZM81 232V231H80ZM89 232V231H88ZM92 231H91V229H90V233H91ZM99 232V231H98ZM189 232V231H188ZM76 233H78V232H76ZM107 233V232H106ZM83 234V233H82ZM87 234H89V233H87ZM93 234V233H92ZM92 234H90L91 236H92ZM102 234V233H101ZM35 235V234H34ZM74 235H76L75 233H74ZM83 235H85V234H83ZM89 235V236H90ZM178 235V234H177ZM88 236V237H89ZM124 236V235H123ZM226 236V235H225ZM2 237V236H1ZM80 237V236H79ZM78 237V238H79ZM83 237V236H82ZM82 237H80V238H82ZM173 237H174V235H173ZM90 238V237H89ZM211 238V237H210ZM219 238V237H218ZM33 240V239H32ZM84 240V239H83ZM90 240H92V239H90ZM49 241V240H48ZM88 240H87V237H86V242H87ZM94 241V240H93ZM21 242V241H20ZM83 242V241H82ZM81 242V243H82ZM99 242V241H98ZM117 242V241H116ZM142 242V241H141ZM17 243V242H16ZM68 243V242H67ZM74 243V242H73ZM166 243V242H165ZM6 244V243H5ZM69 244V243H68ZM80 244V243H79ZM83 244H85V243H83ZM91 244V243H90ZM90 244H89V247H90ZM23 246V245H22ZM117 246V245H116ZM84 247V246H83ZM40 248V247H39ZM118 248V247H117ZM80 249V248H79ZM106 249V248H105ZM149 249V248H148ZM3 250V249H2ZM8 250V249H7ZM158 250V249H157ZM199 250V249H198ZM210 250V249H209ZM59 251V250H58ZM83 251V250H82ZM81 251V252H82ZM5 253V252H4ZM9 253V252H8ZM88 253V252H87ZM10 255V254H9ZM243 255V254H242ZM260 255V254H259ZM76 256V255H75ZM4 257V256H3ZM219 257V256H218ZM58 260V259H57ZM10 261V260H9ZM46 262V261H45ZM119 262V261H118ZM39 263V262H38ZM247 264V263H246Z\"/></svg>", "mask_w": 264, "mask_h": 264}]
</instances>
